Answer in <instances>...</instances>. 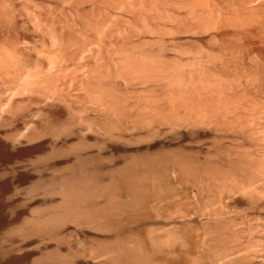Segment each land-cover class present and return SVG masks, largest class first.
Returning a JSON list of instances; mask_svg holds the SVG:
<instances>
[{
  "label": "rangeland",
  "instance_id": "obj_1",
  "mask_svg": "<svg viewBox=\"0 0 264 264\" xmlns=\"http://www.w3.org/2000/svg\"><path fill=\"white\" fill-rule=\"evenodd\" d=\"M90 1L89 0H87V1L86 0H82V1L81 0H32V1L31 0L30 1L29 0H0V3H1L0 4V22H1L0 23V252H1L0 253V264H35V263L36 264L37 263L38 264H49V263L50 264H105L106 262H107L106 264H108L110 262H112L113 264H117L118 261L120 262L118 264H139V263L140 264H142V263L143 264H181L182 262H183V264H186V263H188V261L191 263L193 261V264H197V263L201 264V262H202V264H236V263L237 264H242V263L243 264H246V263L247 264H264V248H263L264 247V219H263L264 218V207H263L264 200L261 199V198H264V194H263L264 193V191H263L264 190V182H263L264 181V173H263L264 171L262 172V170H264V163H262V161L264 162V159H263L264 158V142H263L264 141V83H263L264 82V71H263V68H264V46H263L264 45V39H263L264 33L261 31V29H259V26L257 25L258 19L255 20V18L248 13L249 11L247 9V5H246L245 1H243V0H224V1L223 0H218V1L217 0H208V1L207 0H190V1L184 0V2L181 0H164V1L163 0H141V1L140 0H131L130 3H129L130 0H92L91 2ZM107 1H109V2L107 3ZM136 1H137V3H136ZM230 1H232V2H230ZM174 2H175V4H174ZM211 2L212 3L214 2V4H216V5L212 4ZM239 2H240V6L238 4ZM26 3H28V4H26ZM112 3L114 5H112ZM167 3H168V5L169 4L170 5L168 6ZM224 3H227L230 6H228L227 4H224ZM103 4L105 7L103 6ZM220 4H222V6ZM231 4H234V5H231ZM151 5H152V7H151ZM207 5H209L210 7ZM217 5H219V7H216ZM212 6H215V7H212ZM227 6H228V8H227ZM156 7H158V10H154V8L156 9ZM186 7L188 9H185ZM205 7L210 9L209 12H208V9H206ZM240 7H241V9H240ZM16 8H17V10H16ZM29 8H31V9L29 10ZM128 8H130V10ZM215 8H216V10H215ZM217 8H220L221 10L217 9ZM223 8L227 9L228 12H227V10L225 11ZM35 9H36V11H35ZM102 9H104L105 11H103ZM192 9L196 12H194ZM222 10H223V12H222ZM231 10H233L234 12ZM134 11H135V13H134ZM243 11H245V12H243ZM68 12H69V14H68ZM88 12H90V13H88ZM150 12H151V14H150ZM6 13H8V15ZM140 13H141V15H140ZM163 13H164V15H163ZM166 13H167V15H166ZM197 13L200 15L195 17V15H197ZM210 13L212 14V16L210 15ZM214 14L217 16H215ZM30 15H32V16H30ZM139 15H140V17H139ZM188 15H189V18H187ZM236 15H238V16L236 17ZM248 15L250 18L248 17ZM167 16H168V18L170 17L169 20H171V21H169L168 18H166ZM182 16L184 17V19H182ZM206 16H208V17L210 16L209 20H208V18H204ZM85 17H86V19H85ZM90 17H91V19H90ZM150 17H152V18H150ZM227 17H229V18H227ZM25 18H26V20H25ZM41 18H42V20H41ZM192 18H194L195 20ZM198 18L199 19L204 18V19L200 20L203 24L198 23L199 22ZM232 18L234 21H232ZM237 18L241 19V20H238ZM76 19H78V20H76ZM83 19H85V20L83 21ZM196 19H197V21H196ZM215 19L219 20L220 22L218 23V21ZM223 19L224 20L227 19V21L231 20L230 22L232 23V25H230L231 24L230 22H226V20L223 21ZM242 19L243 20L246 19L247 22L245 20L246 23L242 24L241 22H244ZM248 19H249V22H248ZM94 20H95V22H94ZM159 20L161 22H158ZM189 20H190V22H189ZM192 20L195 22H192ZM235 20H236V22H235ZM84 22L86 23V25ZM250 22H252V24ZM205 23H206V25H205ZM214 23H216V24H214ZM228 23H230V24L228 25ZM36 24H37V26H36ZM145 24H147V25H145ZM217 24L219 26L215 28V26ZM233 24H234V26L237 25V29H236V26L233 27ZM241 24H242V27L239 28L238 26H240ZM254 24H256V25H254ZM40 25L42 27H40ZM186 25H188V27H186ZM226 25H228L229 28L226 27ZM124 26H125V28H124ZM130 26H131V28H130ZM206 26L209 28H207ZM244 26H246V27H244ZM73 27H74V29H72ZM141 27H143L144 29ZM168 27L170 28V30ZM199 27H200V29H199ZM212 27L214 28V30ZM136 28H137V30H136ZM152 28L154 30L155 29L156 30L154 31ZM175 28H177V30ZM192 28H194V29H192ZM204 28L209 29V30L206 31V29L204 30ZM52 29H53V31H52ZM164 29H166V30H164ZM182 29H184V30L182 31ZM215 29H216V33H215ZM255 29H256V31H255ZM70 30H72V31H70ZM198 30L200 31L199 33H198ZM136 31H137V34H136ZM150 31H152L154 33L150 32ZM188 31H190V32H188ZM202 31H203V34H202ZM259 31H261V32L259 33ZM57 32L59 34V37H61L59 39L57 37L58 36ZM245 32H247V33H245ZM49 33L51 34L50 36H49ZM76 33L79 35H77ZM82 33H84V34H82ZM100 33H102L101 34L102 36L100 35ZM179 33H182V34H179ZM183 33H184V35H183ZM261 33H263V34H261ZM43 35L45 38L43 37ZM211 35H212L213 39L211 38ZM222 35H223V37H222ZM234 35H236V36L234 37ZM167 36H169V37H167ZM259 36H261V37H259ZM209 37L211 40L209 39ZM234 38H235V40H234ZM54 39H56V40H54ZM61 39L63 40V42H61ZM74 39L75 40L77 39V40L74 41ZM39 40L42 42V44ZM50 40H53L56 42L55 43L53 42L54 43L53 44V43H51L52 41H50ZM58 40H59V42H58ZM94 40H95V42H94ZM222 40H224L225 42ZM65 41H66V44H64ZM119 41H121V43ZM157 41L159 43H157ZM166 41H168L169 44ZM195 41H198L199 43L195 42ZM58 43L64 44L63 46L66 49L63 47L62 50H64V51L67 50L66 51L67 53L59 50V48H61L62 45L58 44ZM72 43H74V44H72ZM172 43H174L175 45ZM195 43H197V44H195ZM222 43H223V45H221ZM49 44H51V46ZM110 44H111V46H110ZM119 44H121V45H119ZM193 44H194V46H193ZM215 44H217V46ZM60 45H61V47H59ZM127 45H128V47H127ZM145 46H147V47H145ZM159 46H161V48ZM182 46H183V48H182ZM197 46L198 47L200 46V47L198 48ZM239 47L240 48L242 47V48L240 49ZM36 48L38 49L39 52L37 51ZM48 48H50L51 51ZM56 48H58V49H56ZM68 48L70 49L69 51H68ZM170 48H173V49L170 50ZM221 48H223V50ZM163 49H165V50H163ZM174 49H176V50H174ZM76 50H77V52H76ZM98 50H99V52L96 53ZM103 50H105L107 52H104ZM172 50H174V51H172ZM208 50H210V51H208ZM213 50H214V52H213ZM232 50L234 51V54L232 53L233 52ZM88 51H90V52L88 53ZM93 51H94V53H96V55L93 53ZM149 51H150V53H148ZM194 51H196V52H194ZM217 51H218V53H217ZM61 52H63V53H61ZM166 52H168V53H166ZM180 52L184 55H181ZM198 52H200L199 55H198ZM209 52H210V54H209ZM206 53H207V56H206ZM211 53H213V55ZM214 53H215V55H214ZM224 53L227 55H225ZM50 54H51V56H50ZM71 54H72V56H71ZM77 54H78V56H77ZM35 55H39V56L35 57ZM59 55H61V56H59ZM209 55L214 56L216 59L213 58L212 56H209ZM220 55L222 56V58L220 57ZM259 55H260V57H259ZM49 56L51 57V60H52V58L54 60L56 58H59L60 61L58 59L57 64L55 65L56 62L52 60L53 61V64H52V62L49 59L50 58ZM55 56H58V57H55ZM153 56L155 57V59ZM202 56H204V58ZM218 56H219V58H221L220 60L218 59ZM247 56H248V58H247ZM61 57L62 58L64 57L63 60ZM65 57H66V59H65ZM94 57H96V58H94ZM119 57H121V58L119 59ZM143 57H144V59H143ZM149 57L151 58L152 61L151 60L148 61L150 59ZM190 57H191V59H190ZM201 57H202V59H201ZM205 57L206 58L208 57V58L205 59ZM1 58L3 59V61ZM7 58H8V60H7ZM126 58H127V61L124 60ZM145 58H147L148 60H146ZM232 58H233V60H230ZM252 58H253V60L251 61ZM97 59H99V60H97ZM169 59H170V61H169ZM183 59H185V61H183ZM222 59H225V60H222ZM48 60L51 63L48 62ZM61 60H62V62H61ZM142 60H143V62L141 63ZM163 60H165V61H163ZM202 60H204L206 62V64H203L205 62ZM213 60H215V63H213ZM229 60H230V62H229ZM238 60H240V62H237ZM9 61H11V62H9ZM17 61H19V62H17ZM145 61L146 62L148 61L149 63L148 62L146 63ZM156 61H158V62H156ZM173 61H176V62H173ZM191 61L194 63H192ZM196 61L197 62L199 61V62L197 63ZM201 61H202V63H201ZM60 62H61V64L59 65ZM134 62H137V63H134ZM184 62L186 63V65ZM216 62H217V64H216ZM218 62H220V63L218 64ZM224 62H226V63H224ZM4 63L8 64V65L5 66ZM48 63L51 65H49ZM140 63H141V65H140ZM152 63H153V65H152ZM207 63H208V65L214 64V66L212 65L213 68L211 67V65L209 68ZM230 63H231V65H230ZM232 63H234V64H232ZM237 63H239V64H237ZM16 64H18V65H16ZM126 64L127 65L129 64V65L127 66ZM134 64L137 66L135 73H134V71L128 72L127 70H129V68H130L129 66L134 65ZM147 64L149 66L150 65L151 66L148 67ZM192 64H193L194 68L191 67ZM215 64L217 65V67H215ZM94 65L95 66L98 65V66L95 67ZM108 65H109V68H108ZM179 65H181V66H179ZM187 65H188L189 69L187 68ZM196 65L199 66L198 67L199 70H198ZM234 65L236 67H233ZM254 65H256L257 67L256 66L254 67ZM259 65L261 68L259 67ZM114 66L116 67V70L113 69ZM125 66H126V68H125ZM174 66H175V68H174ZM205 66H206V68H205ZM97 67L99 69H97ZM122 67L125 68L126 70H123ZM145 67L149 68V70L144 69ZM154 67L156 68V70ZM163 67H164V69H163ZM190 67L192 68V71H191ZM45 68H46V70H45ZM94 68H95V70L97 69L96 72H95ZM117 68H118V70H117ZM120 68L124 72V73H122L123 76L121 74L122 71H120ZM171 68H172V70H170ZM214 68H217L216 71ZM228 68H230V69L227 72ZM236 68H238V69H236ZM251 68H253V69H251ZM178 69H179V71H178ZM206 69H208V71ZM223 69L225 70V72ZM247 69H249V70L247 71ZM258 69H259V71H258ZM38 70H39V72H38ZM143 70H144L143 75L145 76V72H146V76L149 75L148 77H146V76H145V78H144V76L141 77L142 74L140 75V73H142L141 71H143ZM162 70H163V72H161ZM173 70L174 71L176 70L175 73H177V74H175ZM195 70H196V73L198 72L200 74L193 73L192 75H190L191 76L190 77L189 74H191L192 72H195ZM18 71H19V73H18ZM101 71H102V73H101ZM185 71H187L189 73H187ZM221 71H222V73H221ZM229 71H232V72H229ZM233 71L238 72V74L233 72ZM246 71L249 72V74L250 73L251 74L249 75ZM29 72H30V74H29ZM51 72H52V74H51ZM118 72H120V76H119V74H117ZM147 72H149V73H147ZM184 72L189 77H187L186 74H184ZM202 72H204L205 74ZM168 73H169V76L167 77ZM226 73H228V75ZM233 73H235V74H233ZM252 73L253 74L255 73L256 75L255 74L253 75ZM98 74L100 77L99 79H97ZM151 74H153V75H151ZM162 74L164 75V77ZM202 74L204 77L202 76L200 78L199 76H201ZM210 74H212L213 76L212 75L210 76ZM219 74H220V76H219ZM12 75H13V77H12ZM49 75H50V77H49ZM108 75H110V76H108ZM138 75H140V76L138 77ZM160 75H162V76H160ZM177 75H179V76H177ZM206 75H208V76H206ZM232 75L233 76L235 75V77H233ZM134 76H135L136 80H134L135 79V78H133ZM185 76H186V79H184ZM227 76H228V78H227ZM21 77H22V79H21ZM107 77H109V78H107ZM117 77H119V79H117ZM121 77H123V78H121ZM150 77L153 79H151ZM176 77L178 79H176ZM120 78H121V80H120ZM171 78H172V80H171ZM190 78H192V79H190ZM210 78H212V79H210ZM219 78H221L220 79L221 81L219 80ZM222 78H223V80H222ZM150 79H151V81H150ZM196 79H198V80H196ZM199 79H200V81H199ZM127 80H128V82H127ZM184 80H186V81H184ZM191 80H193L192 83H191ZM194 80H196V81H194ZM209 80H210V83H209ZM211 80H212V83H211ZM224 80H225V82L227 81L226 84H225V82H223ZM249 80L251 83H249ZM162 81H164V82H162ZM172 81H174V83ZM178 81L179 82L182 81L181 82L182 85H180V83ZM201 81H203L202 85H201ZM42 82L44 83L43 84L44 86L41 85ZM111 82H112V84H110ZM157 82H159V83H157ZM168 82H169V84H168ZM170 82L173 84H171ZM187 82H189V83H187ZM228 82H229V84L230 83L231 84L229 85ZM143 83L145 85H143ZM164 83H165V85H164ZM183 83H185V84H183ZM194 83H196V84L198 83L199 85H201V87L198 84L196 85ZM239 83H240V85H239ZM94 84H95V86H94ZM189 84H191V85H189ZM206 84H211V85L207 86ZM223 84H225V85H223ZM232 84H233V86H232ZM185 85H187L188 87L186 86V88H185ZM35 86H37V87H35ZM99 86H101V87H99ZM166 86H170V87L167 88ZM177 86L178 87L184 86V88L181 87L182 89L181 88L178 89V88H176ZM192 86H194V87H192ZM214 86L216 88L219 87L220 89L218 88V90H217ZM228 86H230L229 89H228ZM240 86H241V88H240ZM55 87H57V88H55ZM108 87H110V89L112 91H110V89ZM149 87H150V89H149ZM158 87L162 91H159ZM165 87L168 91H171V92L168 93L167 90H164ZM207 87H208V89H207ZM104 88H108V89L106 90ZM130 88H131V90H130ZM174 88L177 91L174 90ZM188 88H189V90L187 91ZM197 88L199 89V91H197L198 90ZM211 88L215 89V90H211ZM237 88L240 90H238ZM258 88H260V89H258ZM209 89L211 91H209ZM262 89H263V91H262ZM193 90H195V92L191 93V95H190V92H193ZM223 90H225V91H223ZM236 90H238V91L236 92ZM251 90H253V91L250 93ZM166 91H167V93H166ZM174 91L177 93H181L180 96L182 95V97H181L182 99H180L179 95L175 96V95H177V93H175ZM226 91H229V92H226ZM112 92H113V94L114 93L115 94L113 95ZM122 92H124V94ZM141 92L143 93L144 96L142 95ZM160 92L161 93L165 92V94L163 95ZM198 92H199V94H198ZM201 92L203 93L204 98H202L203 96L201 97V94H202ZM27 93H28V95H27ZM183 93H184L185 97H186V94L188 93L189 95L188 94L187 95L189 97L187 99H185V97L183 96ZM204 93H206L207 96L209 93L208 99L205 98L206 95ZM106 94H108L107 97H106ZM116 94H119V95L121 94L120 96H122L123 100H121L119 95H118V97H119V99H118ZM173 94H175V95H174L173 99H171ZM193 94H195V95H193ZM243 94H244V96H243ZM98 95L100 97H102L103 101L100 100L101 99L100 97H97ZM112 95H113V97H112ZM145 95H147V96H145ZM169 95H170V97H169ZM239 95H240V97H239ZM43 96L45 98H43ZM190 96H191V98H190ZM196 96L198 97V99H196L197 98ZM224 96L225 97L227 96V97L225 98ZM110 97H112V98H110ZM152 97H154V98H152ZM200 97L202 98L201 99L202 101L206 99V102L209 103V105H206L205 101H204L205 103L202 101H199ZM237 97L239 98V100H237L238 99ZM244 97H246V99ZM114 98L118 99L119 101L115 100ZM176 98H179L180 100L176 99ZM217 98H219V101ZM175 99L178 100L177 103H176V101H174ZM184 99H185V104L183 101ZM195 99L199 102H197ZM188 100H189V103H188ZM104 101H105V103H104ZM113 101H115V103H113ZM142 101H143V104H141ZM153 101H155L157 103L155 104V102H153ZM172 101H174V102H172ZM179 101H182V102H179ZM224 101L226 103L228 101L229 102L224 105V103H225ZM195 102H197L198 104L200 103V105H199L200 107L198 106L200 109L196 106L198 104H196ZM116 103H117V106H116ZM149 103L151 105L152 104L153 105L150 107ZM160 103L163 105H161ZM166 103L169 105H167ZM104 104H105V106H104ZM123 104L125 105V107L123 106ZM170 104H173V105H171V107H170ZM177 104H178L177 108L179 110L174 106V105L177 106ZM202 104H204L208 109L205 106H202ZM237 104H239V105H237ZM112 105H114V106H112ZM140 105H142V106H140ZM164 105L166 108L164 107ZM23 106H24V108H23ZM115 106L117 107V109ZM161 106L163 108H161ZM172 106H174V107H172ZM201 106H202V108H201ZM226 106H227V111H225ZM247 106H249L250 109ZM7 107L10 109L12 108V109L10 110ZM126 107H127V109H126ZM203 107H205V108H203ZM106 108H107V110H106ZM118 108H120V109L123 108V109L119 110ZM139 108H142V109H139ZM168 108H169V110L171 109L170 110L171 112H173V109L175 110L174 116H173L174 112L173 113L170 112V114H172V115L169 116L170 114H168L169 113ZM185 108L186 109L188 108V109L186 110ZM217 108H219V110L222 111V113H220L219 110L217 111ZM16 109L18 110V112ZM109 109H111V111ZM150 109H151L152 113L150 112ZM166 109L168 110L167 113L165 112ZM157 110L161 112L162 116ZM106 111H108V113ZM115 111L120 112V113L122 111V113L117 114V113H115ZM126 111H128V114ZM137 111L139 112V114ZM262 111H263V113H262ZM124 112H125V114H124ZM148 112H149V114H148ZM162 112H164V113H162ZM114 114H116V115H114ZM146 114H148V117ZM154 114H156L157 116ZM163 114L164 115L166 114V115L164 116ZM209 114L210 115L214 114V115H211V117H209L210 116ZM240 114H243V115H240ZM107 115H109L110 117ZM113 115L115 118L113 117ZM121 115H123V116H121ZM184 115H186V116H184ZM245 115H247V118ZM143 116H146V120H148L147 123H150L151 125L150 124L147 125L146 122H143L145 120V117H143ZM191 116L192 117L194 116V117L190 118ZM120 117L123 119V120L121 119L122 122L120 120H118V119H120ZM129 117H130V119H129ZM235 117L237 120L239 119L238 120L239 123L237 120H235ZM111 118L114 119V121L111 122V120H112ZM160 118L163 119V121L160 120ZM180 118H181V120H180ZM186 118H187V120H186ZM216 118H218L217 119L218 122L220 120L219 123L216 121ZM251 118H252V121H251ZM258 118H260V119H258ZM93 119H94V121H93ZM106 120L108 122H106ZM149 120H151L152 122ZM153 120H154V122H153ZM221 120H223V121H221ZM240 120H242V121L240 122ZM104 121H105V124H104ZM116 121L118 122L119 126H118ZM133 121H135V122L133 123ZM193 121H195V122H193ZM244 121H246V122L244 123ZM119 122H121V123H119ZM137 122L138 123L141 122V123L138 124ZM155 122H158L156 124V126H154ZM163 122H164V126L161 125V123L163 124ZM184 122H186V123H184ZM196 122H198V123H196ZM202 122H203V124H201ZM225 122L228 123V125ZM171 123H172V126L171 125L167 126V124H171ZM178 123H179V125H178ZM195 123L198 125L200 124V125L198 126ZM249 123L252 125H250ZM100 124H101V126H100ZM108 124L109 125L111 124L112 126L113 125L114 126L112 127L111 125L109 126ZM175 124H176V127H175ZM183 124H185V125H183ZM207 125L209 127L205 128L204 126L207 127ZM246 125H248V126H246ZM107 126H109V127L107 128ZM162 126H163V128H162ZM173 126H174V128H173ZM195 126H196V128H195ZM202 127H203V129H202ZM214 127H215V129H214ZM255 127H256V129H255ZM176 129L177 130L180 129V130L177 131ZM126 131L127 132L130 131V132L127 133ZM237 131H238V133H237ZM149 132H150V134H149ZM251 132H253V133H251ZM256 132H258V133H256ZM244 134H245V136H243ZM249 134H251V135H249ZM240 135H241V137H240ZM112 137H113V139H112ZM130 137H134V138H130ZM119 138H120V140H119ZM157 138H159V139H157ZM127 139H128V141H127ZM139 139L143 144L139 141ZM215 140H216V143H215ZM261 140H262V142H261ZM197 141H198V143H197ZM250 142H252V143H250ZM217 143H218V145H217ZM214 145H216V146H214ZM170 147L172 148V150ZM176 147L177 148L179 147V149H176ZM231 147H233V149ZM237 148H239V149H237ZM229 149L232 151H230ZM161 150H163L162 153H161ZM227 150H229V151H227ZM239 150H241V151H239ZM255 150H256V153H255ZM154 151L159 153V154L155 153ZM174 151H176V152H174ZM217 152H219V153H217ZM229 152H230V154H229ZM235 152L238 154L236 155ZM243 152L246 153V155ZM160 153H161V155H160ZM167 153H168V155H167ZM183 153H186L185 156ZM193 153H194V155H193ZM210 153L212 155H210ZM260 153H261V155H260ZM204 154L206 157L204 156ZM233 154H235V155H233ZM152 155L158 156V159L160 157L159 165H158V161L154 162L157 158L155 160L152 159V160H154L153 161L154 165L151 162L152 168H147L146 170L144 169L146 171L145 172L142 169V167L146 168V167H151V166H147L145 163H143L142 159L145 162L146 160H144V159L147 156H150V158H153V157L155 158V156H152ZM164 155H167L165 157H167L168 159L165 158ZM179 155H181L182 157ZM201 155H203V157ZM161 156H162V158H161ZM173 156H176V157H173ZM237 156H239V157H237ZM178 157H180L181 161L179 160ZM207 157L211 158V160ZM247 157H248V159H247ZM250 157H252L253 159ZM176 158H178V159H176ZM238 158L242 159V161L239 160ZM76 159L79 161H77ZM84 159H85V161H84ZM128 159H129V161H128ZM146 159H149V158L147 157ZM173 159H175V161ZM192 159H194L195 161ZM206 159H207V161H206ZM228 159L231 161H229ZM131 160H134L135 162L134 161L131 162ZM138 160L141 161V163H143L145 165L143 166V164H138V163H140ZM176 160H178V161H176ZM197 160H199V161H197ZM223 160H224V163H223ZM243 160H245V161H243ZM249 160H251L252 162ZM258 160L261 161V163H259ZM82 161H84L86 164ZM136 161H137V163H136ZM239 161H240V163H239ZM257 161H258V163H257ZM88 162H89V164H88ZM163 162H166V163H163ZM180 162L183 163V164H181V167H180ZM197 162H198V164H197ZM214 162H216V163H214ZM217 162H219V163H217ZM225 162H227V163L229 162L228 165ZM243 162H244V164H243ZM82 163H83V166H82ZM126 163L128 166L126 165ZM200 163H202V164H200ZM220 163L221 164L223 163L222 166H224L225 168H223ZM235 163H237V164H235ZM160 164L161 165L165 164V165L161 167ZM178 164H179V166H178ZM131 165H133L132 170H131ZM155 165L157 166L158 170L155 169L156 168ZM167 165H168V167H167ZM172 165H174V166H172ZM182 165H184L185 167H182ZM257 165L260 166V168ZM78 166L82 167V168H79ZM159 166H160V168H159ZM177 166L181 169H179ZM188 166H192V167H188ZM212 166H214V167L216 166L217 168H219L220 170L222 169V170L220 171L218 169L220 171V172H218L217 168L215 167V169L217 170L216 171ZM219 166H221V167H219ZM228 166L230 168H232V170L230 168H228ZM237 166H238V168H237ZM113 167H114V169H116V167L119 168V171H118V169L114 170ZM186 167H187V169H184ZM199 167H202V168L200 169ZM204 167H206V168H204ZM209 167H212L213 169L209 168ZM176 168H178V170ZM197 168L199 170H202V171L198 172L199 170H197ZM95 169H96V171H94ZM112 169L114 171H111ZM124 169L125 170L127 169V172L125 171L126 173H128L130 171L132 174L134 173L133 177H132L131 173H128L129 176L131 175L132 179L134 178V175H135V179L132 180V182H135L133 184L134 187L138 186V188H140L141 185H142V187L145 186L144 192H145V188L148 191V192L147 191L145 192V196L147 198L144 197V195H143V200L140 201V200H138V199H140L139 196H138L139 198L134 197L137 195L133 194V197H134L133 198V197H131L130 194H128L127 192H124L125 183H124V185H123V183H120L121 181H123V178L121 179V177H122L121 175H122ZM203 169H204V171H203ZM209 169L215 170L216 172L209 170ZM225 169H226V171H228V174L226 171H223ZM255 169L259 170V171H255ZM260 169H262V170H260ZM142 170H143V172H142ZM165 170H167L168 172ZM180 170H184L185 174L183 171L180 172ZM248 170H249V173H248ZM81 171H83V172H81ZM148 171L149 172L154 171V172L148 173ZM210 171H211V174H210ZM231 171H233V172H231ZM260 171L262 173H260ZM90 172H91L90 175H92V173L95 172L92 176H94V175L96 176V177L94 176V179L96 181V185L98 184V186H95L94 190L96 189L95 191L97 192L98 195L94 191L91 194V196H89V199H87L88 201H86V202H88V203L86 204L85 202H83V206H84V204L86 205V207L88 205L90 206V207L88 206V209L90 208L91 216L92 217L94 216L93 219L95 218L94 221L93 220L92 221L88 220L89 222L88 221H84V222L83 221H75L74 222L73 220L64 221L63 224L60 223L61 225L59 223L57 224L59 229H57V226H56L55 229H52L54 232L52 230H49L51 232L47 231V233H46V230H48L47 228H46V230H45V228L44 229L42 228L43 226L41 228L40 227L38 228L37 222H35V221L41 220L40 219L41 215L44 214L43 216H45V215L50 214L51 211L53 212V211L57 210V207H58L57 205H59V203L61 201V190L60 189L62 187V181L64 179H66L64 177H69L71 175L79 176V174L82 175V173L84 175H87ZM102 172H103V174H101ZM158 172L162 176L159 175ZM172 172L175 174H173ZM188 172H189V174L190 173L191 174L189 175ZM197 172H198V174H197ZM212 172L217 173V175L221 179L218 178L217 175L215 176V174H214V176H212V174H213ZM229 172H231V173H229ZM118 173H121V175H119ZM146 173L150 174V175H147ZM206 173L208 174L209 177L207 176ZM219 173L222 175H219ZM144 174H145V176H144ZM179 174L181 175V177ZM204 174H205V176H204ZM252 174H255V175L253 176ZM163 175L164 176L166 175V178ZM170 175H172V176H170ZM173 175H175V176L173 177ZM227 175H229L230 179H232V180H229V177ZM232 175H234V176H232ZM143 176H144V179L146 181L143 179ZM148 176H150V177H148ZM158 176H159V178H158ZM191 176L194 178V181L192 180L193 178H191ZM200 176H201V178H200ZM109 177L112 180H110ZM117 177H120V178H117ZM139 177L140 178L142 177V178L140 179ZM182 177H184V178H182ZM211 177H212V179H211ZM260 177L262 179H259ZM151 178L152 179L154 178L153 181ZM161 178H162V180H161ZM206 178H207V180L209 179L210 182H209V180L207 181ZM216 179H218V181L220 183L216 182L217 181ZM236 179H238V180H236ZM108 180L111 182L114 180L112 183L115 185V187L112 183H110V184H112V186L114 187V189H116L117 192L113 189V187L110 186V184L107 187ZM165 180H167V181H165ZM172 180H173V182H172ZM136 181H137V184L138 183H141V184L136 185ZM160 181H161V183H163L162 185H161ZM205 181L208 184L205 183ZM233 181H234L235 185H238L237 186L238 189H237V187H235ZM239 181H241V182H239ZM257 181L259 184L257 183ZM132 182H131V184H132ZM155 182L159 183L158 186L161 189L163 188L165 190L162 189L163 190L162 191L159 187H158L159 188V190H158V188H156L157 184L154 185ZM151 183L153 184V186ZM164 183L166 185L168 184V187ZM202 183H204V184H202ZM99 184L100 185L102 184V186H100ZM247 184L250 185V187H248ZM254 184H258V185H255L256 187L254 188ZM182 185H183V187H182ZM191 185H193V186H191ZM204 185H205V187H204ZM222 185H223V187H222ZM231 185H233V186H231ZM241 185L242 186L244 185V186L242 187ZM252 186L255 189L254 192H252V190H253V188L251 189ZM109 187H110V189H109ZM149 187H150V189H147ZM165 187L168 189H166ZM218 187H219V189H216ZM226 187H227V189H226ZM245 187H246V190H245ZM103 188H104V190H103ZM222 188L223 189L225 188V189L222 190ZM240 188L244 189L245 192L243 190H242V192H240L241 191ZM98 189L100 191L101 190L102 191L100 192V191H98ZM152 189L153 190L155 189L156 192L153 191ZM170 189L172 190L173 193L170 191ZM197 189H199V190H197ZM228 189H229V191H228ZM247 189L248 190L251 189V190L248 191ZM111 190L114 192H112ZM231 190L232 191L234 190V191L230 192ZM236 190L237 191L240 190V191L237 193ZM150 191L152 192V194H150L151 193ZM158 191L161 192L160 195H159ZM216 191H217L219 196L217 195ZM246 191L251 193V194L249 195V193H247ZM105 192H107V193H105ZM163 192L165 193L164 195H162ZM100 193H102V195H100ZM146 193L148 194V196ZM174 193H175V195H174ZM227 193H228V196H227ZM232 193L233 194L235 193L237 195L234 194V196H235L234 197V196H232L233 195ZM259 193L261 196L257 197L256 195H258ZM105 194H107V195H105ZM200 194H202V195H200ZM220 194H221V196H220ZM242 194H244V196ZM157 195H159V197ZM246 195L248 198L246 197ZM241 196H243V197H241ZM125 197H127V198H125ZM151 197L154 198L155 201ZM216 197H218L219 199L218 198L216 199ZM132 198L137 199V201L133 202ZM108 199L109 200L111 199V202ZM112 199L115 201H113ZM119 200H121V202ZM211 203H213L215 206L213 204L211 205ZM240 204H241V206H240ZM111 205H112V207H111ZM115 205H116V207H114ZM106 206H107V210H106ZM133 206L134 207L136 206V208H134ZM251 206H253V207H251ZM113 207H114L115 211L112 210ZM142 207H144V208H142ZM260 207L263 209H261ZM98 208L101 209L100 210L101 213H100ZM108 209H110L111 211ZM130 209H132V211ZM243 209H244V211H243ZM42 211H44V212H42ZM103 211L106 213V215ZM142 211L144 213H142ZM128 212L130 213V215ZM110 213H112V214H110ZM103 214H104V216H103ZM131 216H132V218H131ZM92 217H91V219H92ZM98 217H100V218H98ZM105 217L106 218L108 217V219H106ZM103 218H105V219L103 220ZM110 219H111V221H110ZM129 220H131V221H129ZM100 221H102V222L100 223ZM219 221H220V223H219ZM101 224H103V225L101 226ZM35 227H37V228H35ZM15 228H17V229H15ZM20 228H22V230ZM9 230H11V231H9ZM251 230H252V232H250ZM7 231H9V233ZM23 231H24V233H23ZM14 232H16V233H14ZM181 232H184V233H181ZM50 233H52V235ZM237 234H239V235H237ZM245 235H246V238H245ZM258 235H260V236H258ZM172 236H173V238H172ZM187 236L189 237V239ZM215 236L217 238H215ZM122 237L123 238L125 237L124 238L125 240ZM175 237H176V239H175ZM177 237H179V238H177ZM213 237H214V239L211 240V238H213ZM227 237H230V238L227 239ZM233 237L236 238V242H235V239H231ZM222 238H224V239L222 240ZM225 238L228 240L227 242L225 241L226 240ZM114 239H115V241H114ZM119 239H122V240L119 241ZM183 239H184V241H183ZM100 240H101V242H100ZM110 240H112V241H110ZM170 240H173V241H170ZM220 240L222 243L219 242ZM238 240H239V242H238ZM106 241L109 242V244L105 245L107 243ZM168 241H169V243H168ZM174 241L177 244L173 243ZM192 241H194V242H192ZM232 241H234V242H232ZM97 242H98V244H96ZM99 242L100 243L103 242L104 245H103V243L100 244ZM111 242L112 243L114 242L113 244H115V245H113ZM180 242H182L183 246ZM183 242H185V245ZM208 242H209V244H208ZM242 242H243V244H242ZM179 243L181 244V246L178 245ZM138 244H139V246H138ZM216 244H218V245H216ZM225 244L227 247L225 246ZM209 245L212 247H210ZM229 245H231V246H229ZM84 247H85V249H84ZM113 247H115V248H113ZM133 247H135V248H133ZM138 247H139V250H138L139 252L137 251ZM187 247H189V248L187 249ZM215 247H216V249H215ZM219 247H220V250H219ZM237 247H239V248H237ZM105 248H107V249L105 250ZM180 248H181V251H180ZM183 248H186L187 250L183 249ZM229 248H231V249H229ZM111 249H112V251H111ZM126 249H127V251H130V252L134 251L133 252L134 254H138V255L141 254L140 256L143 260L139 261L137 259L136 261H133L134 258L136 259V257L132 256L133 259L130 261V259L132 258L131 256L128 255L129 257H131L130 259H128L129 257L127 255H123L124 253L127 252V251H125ZM146 249H147V251H146ZM224 249L226 252H223ZM226 249H228V250H226ZM239 249L240 250L243 249V250L240 251ZM94 250H95V252L97 250V252L96 253L93 252ZM99 250H100V252L102 251L103 253L101 252L102 254H100ZM122 250L124 251V253ZM135 250L137 253L135 252ZM46 251H48V252H46ZM120 251H122V253ZM218 251H221V252H218ZM261 251H262V253H261ZM52 252H53V254H52ZM118 252H120V254H118ZM144 252L146 254H144ZM170 252H172V255L174 257L171 256ZM243 252H245V253H243ZM92 253H93V255H92ZM113 253H115V255ZM149 253L150 254L152 253V254L150 255ZM179 253H181V255ZM183 253H185L186 256H188L186 258V260H187L186 263H185L186 260L184 258L186 256H183ZM217 253L219 255H217ZM111 254H113L114 256ZM147 254H148V256H146ZM174 254L176 255V258H175ZM188 254H190V255H188ZM213 254H215L216 256ZM51 255H52V257H51ZM60 255H61V257H60ZM65 255H66V257H65ZM117 255H119V256H117ZM158 255L160 256V258ZM154 256H156L157 258ZM197 256H198V258H197ZM40 257H41V259H38ZM63 257H65V259ZM67 257H69V258H67ZM114 257H115L116 261H115ZM48 258H49V261L51 259L50 262H48ZM52 258H54V259H52ZM106 258L108 259L107 261H106ZM145 258H146V260H144ZM182 258L184 261L182 260ZM190 258H191V260H190ZM110 259H112L114 262L111 261ZM121 259H122V261H121ZM160 259H162V260H160ZM38 260H40V261H38ZM52 260H54V261H52ZM165 260H167V261H165ZM236 260H238V261H236ZM246 260H247V262H246ZM36 261H38V262H36ZM103 261H105V262H103ZM146 261H148V263ZM137 262H139V263H137ZM191 263H189V264H191Z\"/></svg>",
  "mask_w": 264,
  "mask_h": 264
},
{
  "label": "bare ground",
  "instance_id": "obj_2",
  "mask_svg": "<svg viewBox=\"0 0 264 264\" xmlns=\"http://www.w3.org/2000/svg\"><path fill=\"white\" fill-rule=\"evenodd\" d=\"M29 1H30V0H29ZM31 1H32V0H31ZM81 1H82V0H81ZM86 1H87V0H86ZM89 1H90V0H89ZM91 1H92V0H91ZM91 1H90V2H91ZM140 1H141V0H140ZM163 1H164V0H163ZM181 1L184 2V0H181ZM187 1H188V0H187ZM187 1H186V2H187ZM189 1H190V0H189ZM207 1H208V0H207ZM217 1H218V0H217ZM223 1H224V0H223ZM243 1H245L246 5H247V9H248V11H249L248 13H249L250 15H252V16L255 18V20L258 19V23H257V25L259 26V29H261V31L264 33V0H243ZM2 2H3V1H2ZM60 2H61V1H60ZM83 2H84V1H83ZM96 2H97V1H96ZM108 2H109V1H107V3H108ZM112 2H113V1H112ZM130 2H131V0L129 1V3H130ZM150 2H151V1H150ZM165 2H166V1H165ZM215 2H216V1H215ZM230 2H232V1H230ZM230 2H229V3H230ZM234 2H235V1H234ZM237 2H238V1H237ZM237 2H236V3H237ZM241 2H242V1H241ZM61 3H62V2H61ZM86 3H87V2H86ZM116 3H117V2H116ZM136 3H137V1H136ZM138 3H139V2H138ZM180 3H181V2H180ZM194 3H195V2H194ZM207 3H208V2H207ZM211 3H212V2H211ZM216 3H217V2H216ZM0 4H1V3H0ZM12 4H13V3H12ZM21 4H22V3H21ZM26 4H28V3H26ZM65 4H66V3H65ZM74 4H75V3H74ZM100 4H101V3H100ZM133 4H134V3H133ZM157 4H158V3H157ZM162 4H163V3H162ZM162 4H161V5H162ZM174 4H175V2H174ZM203 4H204V3H203ZM212 4H214V2H213ZM217 4H218V3H217ZM222 4H223V3H222ZM222 4H220V5L222 6ZM224 4H227V3H224ZM238 4H239V6H240V2H239ZM243 4H244V3H243ZM5 5H6V4H5ZM22 5H23V4H22ZM34 5H35V4H34ZM45 5H46V4H45ZM107 5H108V4H107ZM112 5H114V4L112 3ZM152 5H153V4H152ZM152 5H151V7H152ZM167 5H168V3H167ZM167 5H166V6H167ZM169 5H170V4H169ZM169 5H168V6H169ZM176 5H177V4H176ZM183 5H184V4H183ZM186 5H187V4H186ZM188 5H189V4H188ZM214 5H216V4H214ZM227 5H228V4H227ZM231 5H234V4H231ZM20 6H21V5H20ZM57 6H58V5H57ZM94 6H95V5H94ZM103 6H104V4H103ZM129 6H130V5H129ZM131 6H132V5H131ZM139 6H140V5H139ZM155 6H156V5H155ZM159 6H160V5H159ZM184 6H185V5H184ZM200 6H201V5H200ZM207 6H209V5H207ZM228 6H230V5H228ZM228 6H227V8H228ZM239 6H238V7H239ZM30 7H31V6H30ZM91 7H92V6H91ZM104 7H105V6H104ZM160 7H161V6H160ZM172 7H173V6H172ZM179 7H180V6H179ZM181 7H182V6H181ZM209 7H210V6H209ZM212 7H215V6H212ZM216 7H219V5H217ZM231 7H232V6H231ZM233 7H234V6H233ZM2 8H3V7H2ZM12 8H13V7H12ZM42 8H43V7H42ZM86 8H87V7H86ZM98 8H99V7H98ZM114 8H115V7H114ZM122 8H123V7H122ZM189 8H190V7H189ZM196 8H197V7H196ZM205 8H206V7H205ZM205 8H204V9H205ZM6 9H7V8H6ZM9 9H10V8H9ZM21 9H22V8H21ZM26 9H27V8H26ZM30 9H31V8H29V10H30ZM37 9H38V8H37ZM53 9H54V8H53ZM53 9H52V10H53ZM91 9H92V8H91ZM99 9H100V8H99ZM109 9H110V8H109ZM117 9H118V8H117ZM128 9L130 10V8H128ZM185 9H188V8L186 7ZM199 9H200V8H199ZM206 9H208V8H206ZM211 9H212V8H211ZM213 9H214V8H213ZM217 9H220V8H217ZM223 9H224V8H223ZM240 9H241V7H240ZM243 9H244V8H243ZM16 10H17V8H16ZM77 10H78V9H77ZM102 10L105 11L104 9H102ZM154 10H158V7H156V9L154 8ZM163 10H164V9H163ZM175 10H176V9H175ZM175 10H174V11H175ZM192 10H193V9H192ZM209 10H210V9H208V12H209ZM215 10H216V8H215ZM220 10H221V9H220ZM220 10H219V11H220ZM224 10L226 11L227 9H224ZM229 10H230V9H229ZM245 10H246V9H245ZM2 11H3V10H2ZM32 11H33V10H32ZM35 11H36V9H35ZM97 11H98V10H97ZM121 11H122V10H121ZM127 11H128V10H127ZM131 11H132V10H131ZM148 11H149V10H148ZM170 11H171V10H170ZM174 11H173V12H174ZM193 11H194V10H193ZM199 11H200V10H199ZM201 11H202V10H201ZM231 11H233V10H231ZM235 11H236V10H235ZM239 11H240V10H239ZM24 12H25V11H24ZM42 12H43V11H42ZM81 12H82V11H81ZM95 12H96V11H95ZM113 12H114V11H113ZM155 12H156V11H155ZM160 12H161V11H160ZM160 12H159V13H160ZM185 12H186V11H185ZM194 12H196V11H194ZM222 12H223V10H222ZM227 12H228V10H227ZM233 12H234V11H233ZM243 12H245V11H243ZM14 13H15V12H14ZM18 13H19V12H18ZM26 13H27V12H26ZM38 13H39V12H38ZM54 13H55V12H54ZM72 13H73V12H72ZM83 13H84V12H83ZM83 13H82V14H83ZM88 13H90V12H88ZM99 13H100V12H99ZM104 13H105V12H104ZM132 13H133V12H132ZM134 13H135V11H134ZM145 13H146V12H145ZM145 13H144V14H145ZM153 13H154V12H153ZM169 13H170V12H169ZM186 13H187V12H186ZM188 13H189V12H188ZM198 13H199V12H198ZM198 13H197V15H195V17H197L198 15H200V14H198ZM211 13H212V12H211ZM211 13H210V15L212 16L213 13H212V14H211ZM238 13H239V12H238ZM248 13H247V14H248ZM6 14L8 15V13H6ZM15 14H16V13H15ZM15 14H14V15H15ZM33 14H34V13H33ZM55 14H56V13H55ZM68 14H69V12H68ZM93 14H94V13H93ZM97 14H98V13H97ZM127 14H128V13H127ZM127 14H126V15H127ZM146 14H147V13H146ZM150 14H151V12H150ZM154 14H155V13H154ZM157 14H158V13H157ZM208 14H209V13H208ZM219 14H220V13H219ZM226 14H227V13H226ZM228 14H229V13H228ZM231 14H232V13H231ZM244 14H245V13H244ZM37 15H38V14H37ZM63 15H64V14H63ZM85 15H86V14H85ZM118 15H119V14H118ZM140 15H141V13H140ZM140 15H139V17H140ZM163 15H164V13H163ZM166 15H167V13H166ZM180 15H181V14H180ZM214 15H215V14H214ZM214 15H213V16H214ZM222 15H223V14H222ZM245 15H246V14H245ZM10 16H11V15H10ZM30 16H32V15H30ZM71 16H72V15H71ZM74 16H75V15H74ZM81 16H82V15H81ZM112 16H113V15H112ZM136 16H137V15H136ZM177 16H178V15H177ZM204 16H205V15H204ZM215 16H217V15H215ZM225 16H226V15H225ZM225 16H224V17H225ZM230 16H231V15H230ZM237 16H238V15H236V17H237ZM246 16H247V15H246ZM8 17H9V16H8ZM20 17H21V16H20ZM68 17H69V16H68ZM107 17H108V16H107ZM110 17H111V16H110ZM130 17H131V16H130ZM132 17H133V16H132ZM163 17H164V16H163ZM175 17H176V16H175ZM209 17H210V16H209ZM209 17L206 16V17H204V18H208V20H209ZM218 17H219V16H218ZM218 17H217V18H218ZM231 17H232V16H231ZM248 17H249V15H248ZM17 18H18V17H17ZM29 18H30V17H29ZM36 18H37V17H36ZM64 18H65V17H64ZM70 18H71V17H70ZM96 18H97V17H96ZM105 18H106V17H105ZM117 18H118V17H117ZM127 18H128V17H127ZM142 18H143V17H142ZM150 18H152V17H150ZM166 18H168V16H167ZM169 18H170V17H169ZM169 18H168V20H169ZM187 18H189V15H188ZM190 18H191V17H190ZM204 18H201V19H204ZM215 18H216V17H215ZM221 18H222V17H221ZM227 18H229V17H227ZM234 18H235V17H234ZM242 18H243V17H242ZM246 18H247V17H246ZM249 18H250V17H249ZM34 19H35V18H34ZM81 19H82V18H81ZM85 19H86V17H85ZM85 19H83V21H84ZM90 19H91V17H90ZM103 19H104V18H103ZM107 19H108V18H107ZM123 19H124V18H123ZM160 19H161V18H160ZM164 19H165V18H164ZM176 19H177V18H176ZM182 19H184L183 16H182ZM192 19H194V18H192ZM201 19L198 18V21H199L198 23H200V24L202 23V22L200 21ZM237 19H238V18H237ZM252 19H253V18H252ZM252 19H251V20H252ZM14 20H15V19H14ZM25 20H26V18H25ZM25 20H24V21H25ZM41 20H42V18H41ZM73 20H74V19H73ZM76 20H78V19H76ZM95 20H96V19H95ZM95 20H94V22H95ZM109 20H110V19H109ZM142 20H143V19H142ZM165 20H166V19H165ZM187 20H188V19H187ZM187 20H186V21H187ZM194 20H195V19H194ZM215 20H217V19H215ZM225 20H226V22H230V21H231V20L227 21V19H225ZM225 20L223 19V21H225ZM238 20H241V19H238ZM242 20H243V19H242ZM245 20H246V19H245ZM245 20H243L244 22H241V23H242V24H245V23L247 22V20H246V22H245ZM251 20H250V21H251ZM3 21H4V20H3ZM80 21H81V20H80ZM96 21H97V20H96ZM131 21H132V20H131ZM169 21H171V20H169ZM180 21H181V20H180ZM196 21H197V19H196ZM203 21H204V20H203ZM212 21H213V20H212ZM217 21H218V23L220 22L219 20H217ZM232 21H234L233 18H232ZM12 22H13V21H12ZM36 22H37V21H36ZM53 22H54V21H53ZM71 22H72V21H71ZM143 22H144V21H143ZM152 22H153V21H152ZM158 22H161V21L159 20ZM166 22H167V21H166ZM181 22H182V21H181ZM189 22H190V20H189ZM189 22H188V23H189ZM192 22H195V21L192 20ZM206 22H207V21H206ZM235 22H236V20H235ZM248 22H249V19H248ZM252 22H253V21H252ZM252 22H250V23L252 24ZM0 23H1V22H0ZM55 23H56V22H55ZM59 23H60V22H59ZM84 23H85V22H84ZM128 23H129V22H128ZM144 23H145V22H144ZM150 23H151V22H150ZM211 23H212V22H211ZM216 23H217V22H216ZM216 23H214V24H216ZM224 23H225V22H224ZM230 23H231V22H230ZM230 23H228V25H229ZM250 23H249V24H250ZM255 23H256V22H255ZM10 24H11V23H10ZM56 24H57V23H56ZM70 24H71V23H70ZM73 24H74V23H73ZM79 24H80V23H79ZM134 24H135V23H134ZM153 24H154V23H153ZM179 24H180V23H179ZM189 24H190V23H189ZM195 24H196V23H195ZM202 24H203V23H202ZM207 24H208V23H207ZM242 24H241L240 26H238V27L241 28V27H242ZM249 24H248V25H249ZM11 25H12V24H11ZM49 25H50V24H49ZM85 25H86V23H85ZM85 25H84V26H85ZM90 25H91V24H90ZM101 25H102V24H101ZM145 25H147V24H145ZM148 25H149V24H148ZM162 25H163V24H162ZM191 25H192V24H191ZM191 25H190V26H191ZM205 25H206V23H205ZM205 25H204V26H205ZM228 25H226V27L229 28ZM230 25H232V23H231ZM238 25H239V24H238ZM246 25H247V24H246ZM254 25H256V24H254ZM15 26H16V25H15ZM19 26H20V25H19ZM36 26H37V24H36ZM47 26H48V25H47ZM50 26H51V25H50ZM50 26H49V27H50ZM60 26H61V25H60ZM60 26H59V27H60ZM74 26H75V25H74ZM92 26H93V25H92ZM98 26H99V25H98ZM111 26H112V25H111ZM141 26H142V25H141ZM180 26H181V25H180ZM218 26H219V25L217 24V25L215 26V28L218 27ZM221 26H222V25H221ZM235 26H236V29H237V25H235ZM235 26H234V24H233V27H235ZM11 27H12V26H11ZM16 27H17V26H16ZM29 27H30V26H29ZM40 27H42V26L40 25ZM61 27H62V26H61ZM77 27H78V26H77ZM88 27H89V26H88ZM126 27H127V26H126ZM145 27H146V26H145ZM156 27H157V26H156ZM158 27H159V26H158ZM186 27H188V25H186ZM202 27H203V26H202ZM206 27H207V26H206ZM230 27H231V26H230ZM244 27H246V26H244ZM248 27H249V26H248ZM251 27H252V26H251ZM1 28H2V27H1ZM12 28H13V27H12ZM23 28H24V27H23ZM53 28H54V27H53ZM94 28H95V27H94ZM96 28H97V27H96ZM124 28H125V26H124ZM130 28H131V26H130ZM133 28H134V27H133ZM141 28H143V27H141ZM150 28H151V27H150ZM160 28H161V27H160ZM168 28H169V27H168ZM189 28H190V27H189ZM189 28H188V29H189ZM196 28H197V27H196ZM207 28H209V27H207ZM212 28H213V27H212ZM222 28H223V27H222ZM254 28H255V27H254ZM15 29H16V28H15ZM34 29H35V28H34ZM49 29H50V28H49ZM62 29H63V28H62ZM67 29H68V28H67ZM72 29H74V27H73ZM84 29H85V28H84ZM98 29H99V28H98ZM98 29H97V30H98ZM134 29H135V28H134ZM143 29H144V28H143ZM152 29H153V28H152ZM175 29L177 30V28H175ZM192 29H194V28H192ZM199 29H200V27H199ZM205 29H206V28H204V30H205ZM220 29H221V28H220ZM232 29H233V28H232ZM20 30H21V29H20ZM68 30H69V29H68ZM68 30H67V31H68ZM112 30H113V29H112ZM119 30H120V29H119ZM127 30H128V29H127ZM136 30H137V28H136ZM149 30H150V29H149ZM153 30H154V29H153ZM155 30H156V29H155ZM155 30H154V31H155ZM164 30H166V29H164ZM169 30H170V28H169ZM171 30H172V29H171ZM183 30H184V29H182V31H183ZM207 30H209V29H206V31H207ZM213 30H214V28H213ZM213 30H212V31H213ZM226 30H227V29H226ZM240 30H241V29H240ZM44 31H45V30H44ZM52 31H53V29H52ZM57 31H58V30H57ZM59 31H60V30H59ZM70 31H72V30H70ZM78 31H79V30H78ZM78 31H77V32H78ZM82 31H83V30H82ZM100 31H101V30H100ZM102 31H103V30H102ZM107 31H108V30H107ZM122 31H123V30H122ZM122 31H121V32H122ZM140 31H141V30H140ZM146 31H147V30H146ZM160 31H161V30H160ZM194 31H195V30H194ZM236 31H237V30H236ZM255 31H256V29H255ZM261 31H259V33H260ZM3 32H4V31H3ZM49 32H50V31H49ZM54 32H55V31H54ZM84 32H85V31H84ZM108 32H109V31H108ZM124 32H125V31H124ZM124 32H123V33H124ZM133 32H134V31H133ZM133 32H132V33H133ZM150 32H152V31H150ZM150 32H149V33H150ZM169 32H170V31H169ZM188 32H190V31H188ZM199 32H200V31L198 30V33H199ZM204 32H205V31H204ZM208 32H209V31H208ZM208 32H207V33H208ZM249 32H250V31H249ZM257 32H258V31H257ZM10 33H11V32H10ZM45 33H46V32H45ZM51 33H52V32H51ZM67 33H68V32H67ZM86 33H87V32H86ZM93 33H94V32H93ZM93 33H92V34H93ZM112 33H113V32H112ZM132 33H131V34H132ZM134 33H135V32H134ZM152 33H154V32H152ZM166 33H167V32H166ZM215 33H216V29H215ZM226 33H227V32H226ZM242 33H243V32H242ZM245 33H247V32H245ZM250 33H251V32H250ZM263 33H261V34H263ZM52 34H53V33H52ZM54 34H55V33H54ZM57 34H58V32H57ZM57 34H56V35H57ZM76 34H77V33H76ZM80 34H81V33H80ZM82 34H84V33H82ZM101 34H102V33H100V35H101ZM105 34H106V33H105ZM110 34H111V33H110ZM136 34H137V31H136ZM150 34H151V33H150ZM170 34H171V33H170ZM175 34H176V33H175ZM179 34H182V33H179ZM179 34H178V35H179ZM202 34H203V31H202ZM232 34H233V33H232ZM38 35H39V34H38ZM50 35H51V34L49 33V36H50ZM60 35H61V34H60ZM71 35H72V34H71ZM77 35H79V34H77ZM153 35H154V34H153ZM158 35H159V34H158ZM166 35H167V34H166ZM183 35H184V33H183ZM186 35H187V34H186ZM244 35H245V34H244ZM244 35H243V36H244ZM253 35H254V34H253ZM83 36H84V35H83ZM101 36H102V35H101ZM137 36H138V35H137ZM162 36H163V35H162ZM198 36H199V35H198ZM230 36H231V35H230ZM235 36H236V35H234V37H235ZM43 37H44V35H43ZM46 37H47V36H46ZM57 37H58V39L61 38V37H59V34H58ZM90 37H91V36H90ZM104 37H105V36H104ZM135 37H136V36H135ZM149 37H150V36H149ZM165 37H166V36H165ZM167 37H169V36H167ZM180 37H181V36H180ZM222 37H223V35H222ZM224 37H225V36H224ZM256 37H257V36H256ZM259 37H261V36H259ZM44 38H45V37H44ZM50 38H51V37H50ZM72 38H73V37H72ZM158 38H159V37H158ZM163 38H164V37H163ZM163 38H162V39H163ZM170 38H171V37H170ZM211 38H212V35H211ZM253 38H254V37H253ZM83 39H84V38H83ZM95 39H96V38H95ZM102 39H103V38H102ZM110 39H111V38H110ZM126 39H127V38H126ZM130 39H131V38H130ZM142 39H143V38H142ZM202 39H203V38H202ZM206 39H207V38H206ZM206 39H205V40H206ZM209 39H210V37H209ZM212 39H213V38H212ZM240 39H241V38H240ZM263 39H264V37H263ZM13 40H14V39H13ZM54 40H56V39H54ZM76 40H77V39H76ZM76 40L74 39V41H76ZM85 40H86V39H85ZM103 40H104V39H103ZM113 40H114V39H113ZM116 40H117V39H116ZM124 40H125V39H124ZM131 40H132V39H131ZM153 40H154V39H153ZM210 40H211V39H210ZM214 40H215V39H214ZM224 40H225V39H224ZM224 40H222V41H224ZM227 40H228V39H227ZM234 40H235V38H234ZM242 40H243V39H242ZM249 40H250V39H249ZM261 40H262V39H261ZM6 41H7V40H6ZM23 41H24V40H23ZM39 41H40V40H39ZM50 41H52L51 43H53V42L55 43V42H56V41H53V40H50ZM161 41H162V40H161ZM40 42H41V41H40ZM48 42H49V41H48ZM48 42H47V43H48ZM58 42H59V40H58ZM61 42H63L62 39H61ZM94 42H95V40H94ZM99 42H100V41H99ZM119 42L121 43V41H119ZM128 42H129V41H128ZM136 42H137V41H136ZM138 42H139V41H138ZM143 42H144V41H143ZM166 42L169 44L168 41H166ZM189 42H190V41H189ZM195 42H198V41H195ZM224 42H225V41H224ZM226 42H227V41H226ZM230 42H231V41H230ZM44 43H45V42H44ZM54 43H53V44H54ZM70 43H71V42H70ZM85 43H86V42H85ZM157 43H159V42L157 41ZM162 43H163V42H162ZM198 43H199V42H198ZM207 43H208V42H207ZM209 43H210V42H209ZM220 43H221V42H220ZM220 43H219V44H220ZM34 44H35V43H34ZM38 44H39V43H38ZM41 44H42V42H41ZM58 44H61V45H62V47H61V45L59 46V47H61V48H59V50L64 51V50H62V48L64 47L63 45L66 44V41L64 42V44H62V43H58ZM67 44H68V43H67ZM72 44H74V43H72ZM81 44H82V43H81ZM126 44H127V43H126ZM172 44H174V43H172ZM178 44H179V43H178ZM190 44H191V43H190ZM195 44H197V43H195ZM226 44H227V43H226ZM49 45L51 46V44H49ZM85 45H86V44H85ZM107 45H108V44H107ZM119 45H121V44H119ZM132 45H133V44H132ZM135 45H136V44H135ZM137 45H138V44H137ZM145 45H146V44H145ZM163 45H164V44H163ZM163 45H162V46H163ZM165 45H166V44H165ZM174 45H175V44H174ZM179 45H180V44H179ZM181 45H182V44H181ZM186 45H187V44H186ZM215 45L217 46V44H215ZM215 45H214V46H215ZM221 45H223V43H222ZM232 45H233V44H232ZM258 45H259V44H258ZM258 45H257V46H258ZM260 45H261V44H260ZM79 46H80V45H79ZM110 46H111V44H110ZM117 46H118V45H117ZM130 46H131V45H130ZM139 46H140V45H139ZM156 46H157V45H156ZM193 46H194V44H193ZM251 46H252V45H251ZM251 46H250V47H251ZM263 46H264V45H263ZM15 47H16V46H15ZM66 47H67V46H66ZM121 47H122V46H121ZM125 47H126V46H125ZM127 47H128V45H127ZM127 47H126V48H127ZM145 47H147V46H145ZM159 47L161 48V46H159ZM169 47H170V46H169ZM177 47H178V46H177ZM184 47H185V46H184ZM186 47H187V46H186ZM189 47H190V46H189ZM195 47H196V46H195ZM197 47H198V46H197ZM199 47H200V46H199ZM199 47H198V48H199ZM212 47H213V46H212ZM243 47H244V46H243ZM5 48H6V47H5ZM44 48H45V47H44ZM51 48H52V47H51ZM64 48H65V47H64ZM101 48H102V47H101ZM182 48H183V46H182ZM182 48H181V49H182ZM190 48H191V47H190ZM190 48H189V49H190ZM198 48H197V49H198ZM207 48H208V47H207ZM213 48H214V47H213ZM219 48H220V47H219ZM226 48H227V47H226ZM226 48H225V49H226ZM230 48H231V47H230ZM234 48H235V47H234ZM239 48H240V47H239ZM241 48H242V47H241ZM241 48H240V49H241ZM12 49H13V48H12ZM12 49H11V50H12ZM36 49H37V48H36ZM48 49H50V48H48ZM48 49H47V50H48ZM53 49H54V48H53ZM56 49H58V48H56ZM65 49H66V48H65ZM76 49H77V48H76ZM81 49H82V48H81ZM85 49H86V48H85ZM97 49H98V48H97ZM157 49H158V48H157ZM171 49H173V48H170V50H171ZM195 49H196V48H195ZM205 49H206V48H205ZM221 49L223 50V48H221ZM232 49H233V48H232ZM240 49H239V50H240ZM27 50H28V49H27ZM47 50H46V51H47ZM59 50H58V51H59ZM69 50H70V49L68 48V51H69ZM82 50H83V49H82ZM128 50H129V49H128ZM155 50H156V49H155ZM163 50H165V49H163ZM168 50H169V49H168ZM174 50H176V49H174ZM174 50H172V51H174ZM179 50H180V49H179ZM184 50H185V49H184ZM219 50H220V49H219ZM228 50H229V49H228ZM234 50H235V49H234ZM22 51H23V50H22ZM37 51H38V49H37ZM50 51H51V49H50ZM56 51H57V50H56ZM66 51H67V50H66ZM66 51H64V52H66ZM74 51H75V50H74ZM103 51H104V52H107V51H105V50H103ZM147 51H148V50H147ZM180 51H181V50H180ZM185 51H186V50H185ZM185 51H184V52H185ZM198 51H199V50H198ZM205 51H206V50H205ZM208 51H210V50H208ZM230 51H231V50H230ZM232 51H233V50H232ZM243 51H244V50H243ZM38 52H39V51H38ZM48 52H49V51H48ZM76 52H77V50H76ZM89 52H90V51H88V53H89ZM98 52H99V50H98L96 53H98ZM121 52H122V51H121ZM135 52H136V51H135ZM153 52H154V51H153ZM156 52H157V51H156ZM160 52H161V51H160ZM187 52H188V51H187ZM189 52H190V51H189ZM194 52H196V51H194ZM213 52H214V50H213ZM237 52H238V51H237ZM13 53H14V52H13ZM25 53H26V52H25ZM50 53H51V52H50ZM55 53H56V52H55ZM61 53H63V52H61ZM66 53H67V52H66ZM93 53H94V51H93ZM96 53H94V54L96 55ZM108 53H109V52H108ZM111 53H112V52H111ZM115 53H116V52H115ZM138 53H139V52H138ZM140 53H141V52H140ZM148 53H150V51H149ZM166 53H168V52H166ZM170 53H171V52H170ZM180 53H181V52H180ZM199 53H200V52H198V55H199ZM202 53H203V52H202ZM217 53H218V51H217ZM217 53H216V54H217ZM232 53L234 54V51H233ZM253 53H254V52H253ZM10 54H11V53H10ZM21 54H22V53H21ZM30 54H31V53H30ZM39 54H40V53H39ZM41 54H42V53H41ZM51 54H52V53H51ZM51 54H50V56H51ZM72 54H73V53H72ZM72 54H71V56H72ZM106 54H107V53H106ZM109 54H110V53H109ZM120 54H121V53H120ZM130 54H131V53H130ZM143 54H144V53H143ZM145 54H146V53H145ZM177 54H178V53H177ZM187 54H188V53H187ZM190 54H191V53H190ZM195 54H196V53H195ZM195 54H194V55H195ZM209 54H210V52H209ZM211 54L213 55V53H211ZM222 54H223V53H222ZM224 54H225V53H224ZM2 55H3V54H2ZM42 55H43V54H42ZM45 55H46V54H45ZM63 55H64V54H63ZM73 55H74V54H73ZM124 55H125V54H124ZM128 55H129V54H128ZM128 55H127V56H128ZM159 55H160V54H159ZM181 55H184V54L181 53ZM188 55H189V54H188ZM196 55H197V54H196ZM212 55H209V56H212ZM214 55H215V53H214ZM225 55H227V54H225ZM254 55H255V54H254ZM7 56H8V55H7ZM11 56H12V55H11ZM37 56H39V55H35V57H37ZM43 56H44V55H43ZM50 56H49V57H50ZM59 56H61V55H59ZM66 56H67V55H66ZM75 56H76V55H75ZM77 56H78V54H77ZM93 56H94V55H93ZM101 56H102V55H101ZM115 56H116V55H115ZM118 56H119V55H118ZM125 56H126V55H125ZM134 56H135V55H134ZM144 56H145V55H144ZM148 56H149V55H148ZM148 56H147V57H148ZM154 56H155V55H154ZM154 56H153V57H154ZM163 56H164V55H163ZM191 56H192V55H191ZM204 56H205V55H204ZM204 56H202V57L204 58ZM206 56H207V53H206ZM216 56H217V55H216ZM237 56H238V55H237ZM237 56H236V57H237ZM249 56H250V55H249ZM9 57H10V56H9ZM12 57H13V56H12ZM53 57H54V56H53ZM55 57H58V56H55ZM69 57H70V56H69ZM88 57H89V56H88ZM131 57H132V56H131ZM138 57H139V56H138ZM180 57H181V56H180ZM187 57H188V56H187ZM196 57H197V56H196ZM202 57H201V59H202ZM212 57L215 58L214 56H212ZM212 57H211V58H212ZM220 57L222 58L221 55H220ZM224 57H225V56H224ZM228 57H229V56H228ZM259 57H260V55H259ZM2 58H3V57H2ZM2 58H1V59H2ZM14 58H15V57H14ZM14 58H13V59H14ZM61 58H62V57H61ZM63 58H64V57H63ZM63 58H62V60H63ZM94 58H96V57H94ZM105 58H106V57H105ZM109 58H110V57H109ZM120 58H121V57H119V59H120ZM124 58H125V57H124ZM128 58H129V57H128ZM133 58H134V57H133ZM149 58H150V57H149ZM159 58H160V57H159ZM183 58H184V57H183ZM197 58H198V57H197ZM207 58H208V57H207ZM207 58L205 57V59H207ZM209 58H210V57H209ZM221 58H219V56H218V59H219V60H220ZM225 58H226V57H225ZM240 58H241V57H240ZM247 58H248V56H247ZM257 58H258V57H257ZM39 59H40V58H39ZM49 59H50V61L52 62V64H53V61H55V62H56L55 65H56V64H57V60H58L59 58H56L55 60L52 58L53 61L51 60V57H50ZM65 59H66V57H65ZM106 59H107V58H106ZM134 59H135V58H134ZM137 59H138V58H137ZM137 59H136V60H137ZM143 59H144V57H143ZM145 59L148 60L147 58H145ZM154 59H155V57H154ZM156 59H157V58H156ZM164 59H165V58H164ZM170 59H171V58H170ZM170 59H169V61H170ZM190 59H191V57H190ZM201 59H200V60H201ZM215 59H216V58H215ZM234 59H235V58H234ZM260 59H261V58H260ZM7 60H8V58H7ZM15 60H16V59H15ZM62 60H61V62H62ZM94 60H95V59H94ZM97 60H99V59H97ZM124 60L127 61V58L124 59ZM128 60H129V59H128ZM150 60H151V58H150L148 61H150ZM167 60H168V59H167ZM195 60H196V59H195ZM195 60H194V61H195ZM197 60H198V59H197ZM210 60H211V59H210ZM210 60H209V61H210ZM219 60H218V61H219ZM222 60H225V59H222ZM230 60H233V58L230 59ZM230 60H229V62H230ZM235 60H236V59H235ZM235 60H234V61H235ZM249 60H250V59H249ZM252 60H253V58L251 59V61H252ZM262 60H263V59H262ZM2 61H3V59H2ZM4 61H5V60H4ZM12 61H13V60H12ZM38 61H39V60H38ZM50 61L48 60V62H50ZM59 61H60V59H59ZM114 61H115V60H114ZM133 61H134V60H133ZM148 61H147V62H148ZM151 61H152V60H151ZM153 61H154V60H153ZM163 61H165V60H163ZM171 61H172V60H171ZM183 61H185V59H183ZM192 61H193V60H192ZM192 61H191V62H192ZM202 61H204V60H202ZM202 61H201V63H202ZM226 61H227V60H226ZM255 61H256V60H255ZM260 61H261V60H260ZM9 62H11V61H9ZM17 62H19V61H17ZM25 62H26V61H25ZM51 62H50V63H51ZM61 62L59 63V65L61 64ZM91 62H92V61H91ZM99 62H100V61H99ZM110 62H111V61H110ZM119 62H120V61H119ZM121 62H122V61H121ZM130 62H131V61H130ZM130 62H129V63H130ZM138 62H139V61H138ZM142 62H143V60L141 61V63H142ZM145 62H146V61H145ZM147 62H146V63H147ZM156 62H158V61H156ZM173 62H176V61H173ZM196 62H197V61H196ZM196 62H195V63H196ZM198 62H199V61H198ZM198 62H197V63H198ZM204 62H205V61H204ZM211 62H212V61H211ZM220 62H221V61H220ZM220 62H218V64H219ZM235 62H236V61H235ZM237 62H240V60H238ZM12 63H13V62H12ZM29 63H30V62H29ZM35 63H36V62H35ZM95 63H96V62H95ZM132 63H133V62H132ZM134 63H137V62H134ZM141 63H140V65H141ZM148 63H149V62H148ZM153 63H154V62H153ZM153 63H152V65H153ZM184 63H185V62H184ZM192 63H194V62H192ZM197 63H196V64H197ZM213 63H215V60H213ZM224 63H226V62H224ZM248 63H249V62H248ZM256 63H257V62H256ZM262 63H263V62H262ZM4 64H5V63H4ZM10 64H11V63H10ZM10 64H9V65H10ZM13 64H14V63H13ZM48 64H49V63H48ZM66 64H67V63H66ZM102 64H103V63H102ZM164 64H165V63H164ZM173 64H174V63H173ZM182 64H183V63H182ZM187 64H188V63H187ZM190 64H191V63H190ZM199 64H200V63H199ZM203 64H206V62L203 63ZM203 64H202V65H203ZM209 64H210V63H209ZM216 64H217V62H216ZM216 64H215V67H217ZM227 64H228V63H227ZM232 64H234V63H232ZM237 64H239V63H237ZM258 64H259V63H258ZM260 64H261V63H260ZM6 65H8V64H5V66H6ZM11 65H12V64H11ZM16 65H18V64H16ZM20 65H21V64H20ZM35 65H36V64H35ZM49 65H51V64H49ZM111 65H112V64H111ZM111 65H110V66H111ZM113 65H114V64H113ZM124 65H125V64H124ZM126 65H127V64H126ZM128 65H129V64H128ZM128 65H127V66H128ZM134 65H135V64H134ZM134 65H130V66H129L130 68L128 67L129 70H127V71H128V72H129V71H131V72L134 71V73H135V71H136V69H137V66H136V65L134 66ZM138 65H139V64H138ZM140 65H139V66H140ZM168 65H169V64H168ZM177 65H178V64H177ZM185 65H186V63H185ZM197 65H198V64H197ZM197 65H196V66H197ZM207 65H208V63H207ZM210 65H211V64H210ZM210 65H208L209 68H210ZM212 65L214 66V64H212ZM212 65H211V67L213 68ZM220 65H221V64H220ZM230 65H231V63H230ZM240 65H241V64H240ZM242 65H243V64H242ZM26 66H27V65H26ZM30 66H31V65H30ZM92 66H93V65H92ZM94 66H95V65H94ZM96 66H98V65H96ZM96 66H95V67H96ZM115 66H116V65H115ZM115 66H114V67H115ZM119 66H120V65H119ZM142 66H143V65H142ZM147 66L150 67L151 65L149 66V65L147 64ZM156 66H157V65H156ZM171 66H172V65H171ZM171 66H170V67H171ZM179 66H181V65H179ZM190 66H191V65H190ZM200 66H201V65H200ZM203 66H204V65H203ZM208 66H207V67H208ZM218 66H219V65H218ZM222 66H223V65H222ZM222 66H221V67H222ZM237 66H238V65H237ZM255 66H256V65H254V67H255ZM2 67H3V66H2ZM16 67H17V66H16ZM105 67H106V66H105ZM114 67H113V69L116 70V67H115V68H114ZM120 67H121V66H120ZM161 67H162V66H161ZM176 67H177V66H176ZM183 67H184V66H183ZM191 67H193V64H192ZM191 67H190V69H191V71H192V68H191ZM198 67H199V66H197V68H198ZM223 67H224V66H223ZM233 67H236V66L234 65ZM240 67H241V66H240ZM249 67H250V66H249ZM249 67H248V68H249ZM251 67H252V66H251ZM256 67H257V66H256ZM259 67H260V65H259ZM3 68H4V67H3ZM8 68H9V67H8ZM20 68H21V67H20ZM49 68H50V67H49ZM49 68H48V69H49ZM54 68H55V67H54ZM56 68H57V67H56ZM62 68H63V67H62ZM101 68H102V67H101ZM101 68H100V69H101ZM106 68H107V67H106ZM108 68H109V65H108ZM122 68H123V67H122ZM125 68H126V66H125ZM125 68H123V70H126ZM140 68H141V67H140ZM140 68H139V69H140ZM154 68H155V67H154ZM166 68H167V67H166ZM166 68H165V69H166ZM174 68H175V66H174ZM181 68H182V67H181ZM187 68L189 69L188 65H187ZM193 68H194V67H193ZM202 68H203V67H202ZM205 68H206V66H205ZM205 68H204V69H205ZM225 68H226V67H225ZM225 68H224V69H225ZM231 68H232V67H231ZM260 68H261V67H260ZM262 68H263V67H262ZM59 69H60V68H59ZM59 69H58V70H59ZM63 69H64V68H63ZM97 69H99V68L97 67ZM97 69H96V70H97ZM104 69H105V68H104ZM144 69L149 70V68H147V67H145ZM163 69H164V67H163ZM179 69H180V68H179ZM179 69H178V71H179ZM214 69H215V71H216L217 68H214ZM218 69H219V68H218ZM220 69H221V68H220ZM224 69H223V70H224ZM229 69H230V68L227 69V72H228ZM234 69H235V68H234ZM236 69H238V68H236ZM251 69H253V68H251ZM251 69H250V70H251ZM256 69H257V68H256ZM256 69H255V70H256ZM26 70H27V69H26ZM45 70H46V68H45ZM53 70H54V69H53ZM60 70H61V69H60ZM94 70H95V68H94ZM96 70H95V72H96ZM101 70H102V69H101ZM106 70H107V69H106ZM115 70H114V71H115ZM117 70H118V68H117ZM155 70H156V68H155ZM170 70H172V68H171ZM193 70H194V69H193ZM198 70H199V68H198ZM206 70L208 71V69H206ZM210 70H211V69H210ZM223 70H222V71H223ZM241 70H242V69H241ZM243 70H244V69H243ZM248 70H249V69H247V71H248ZM261 70H262V69H261ZM33 71H34V70H33ZM120 71H122L121 68H120ZM159 71H160V70H159ZM167 71H168V70H167ZM173 71H174V70H173ZM175 71H176V70H175ZM175 71H174V73H175ZM189 71H190V70H189ZM213 71H214V70H213ZM213 71H212V72H213ZM222 71H221V73H222ZM247 71H246V72H247ZM258 71H259V69H258ZM263 71H264V68H263ZM20 72H21V71H20ZM30 72H31V71H30ZM30 72H29V74H30ZM38 72H39V70H38ZM52 72H53V71H52ZM52 72H51V74H52ZM62 72H63V71H62ZM105 72H106V71H105ZM112 72H113V71H112ZM141 72H142V73H140V75L142 74V75H141V77H142V76H144V75H143V74H144V73H143L144 70L141 71ZM161 72H163V70H162ZM165 72H166V71H165ZM171 72H172V71H171ZM185 72H187V71H185ZM185 72H184V74H186ZM209 72H210V71H209ZM212 72H211V73H212ZM217 72H218V71H217ZM224 72H225V70H224ZM229 72H232V71H229ZM233 72H235V71H233ZM239 72H240V71H239ZM243 72H244V71H243ZM250 72H251V71H250ZM18 73H19V71H18ZM25 73H26V72H25ZM34 73H35V72H34ZM43 73H44V72H43ZM48 73H49V72H48ZM58 73H59V72H58ZM101 73H102V71H101ZM101 73H100V74H101ZM109 73H110V72H109ZM122 73H124V72L122 71L121 74H122ZM134 73H133V74H134ZM147 73H149V72H147ZM152 73H153V72H152ZM155 73H156V72H155ZM155 73H154V74H155ZM169 73H170V72H169ZM169 73H168L167 77L169 76ZM172 73H173V72H172ZM179 73H180V72H179ZM182 73H183V72H182ZM187 73H189V72H187ZM193 73L197 74L198 72L196 73V70H195V72H192L191 74H189V76L192 75ZM202 73H204V72H202ZM219 73H220V72H219ZM235 73L238 74V72H235ZM235 73H233V74H235ZM247 73L249 74V72H247ZM259 73H260V72H259ZM7 74H8V73H7ZM107 74H108V73H107ZM117 74H119V76H120V72H118ZM131 74H132V73H131ZM137 74H138V73H137ZM158 74H159V73H158ZM166 74H167V73H166ZM170 74H171V73H170ZM175 74H177V73H175ZM198 74H200V73H198ZM204 74H205V73H204ZM208 74H209V73H208ZM223 74H224V73H223ZM226 74L228 75V73H226ZM226 74H225V75H226ZM250 74H251V73H250ZM250 74H249V75H250ZM252 74H253V73H252ZM254 74H255V73H254ZM254 74H253V75H254ZM9 75H10V74H9ZM17 75H18V74H17ZM24 75H25V74H24ZM103 75H104V74H103ZM126 75H127V74H126ZM135 75H136V74H135ZM140 75H138V77H139ZM151 75H153V74H151ZM162 75H163V74H162ZM162 75H160V76H162ZM181 75H182V74H181ZM211 75H212V74H210V76H211ZM230 75H231V74H230ZM255 75H256V74H255ZM1 76H2V75H1ZM32 76H33V75H32ZM34 76H35V75H34ZM45 76H46V75H45ZM54 76H55V75H54ZM81 76H82V75H81ZM86 76H87V75H86ZM108 76H110V75H108ZM117 76H118V75H117ZM122 76H123V74H122ZM145 76H146V72H145ZM145 76H144V78H145ZM148 76H149V75H147L146 77H148ZM155 76H156V75H155ZM172 76H173V75H172ZM172 76H171V77H172ZM175 76H176V75H175ZM177 76H179V75H177ZM186 76L189 77L187 74H186ZM186 76L184 77V79H186ZM202 76H203V74H202L201 76H199V77L201 78ZM206 76H208V75H206ZM212 76H213V75H212ZM219 76H220V74H219ZM232 76H233V75H232ZM236 76H237V75H236ZM245 76H246V75H245ZM257 76H258V75H257ZM12 77H13V75H12ZM29 77H30V76H29ZM38 77H39V76H38ZM49 77H50V75H49ZM101 77H102V76H101ZM103 77H104V76H103ZM114 77H115V76H114ZM125 77H126V76H125ZM151 77H152V76H151ZM151 77H150V78H151ZM163 77H164V75H163ZM165 77H166V76H165ZM190 77H191V76H190ZM194 77H195V76H194ZM194 77H193V78H194ZM199 77H198V78H199ZM203 77H204V76H203ZM214 77H215V76H214ZM230 77H231V76H230ZM233 77H235V75H234ZM243 77H244V76H243ZM255 77H256V76H255ZM259 77H260V76H259ZM42 78H43V77H42ZM99 78H100V77H99V74H98L97 79H99ZM107 78H109V77H107ZM115 78H116V77H115ZM121 78H123V77H121ZM121 78H120V80H121ZM127 78H128V77H127ZM133 78H135V76H134ZM133 78H132V79H133ZM155 78H156V77H155ZM158 78H159V77H158ZM195 78H196V77H195ZM215 78H216V77H215ZM215 78H214V79H215ZM217 78H218V77H217ZM223 78H224V77H223ZM223 78H222V80H223ZM227 78H228V76H227ZM8 79H9V78H8ZM18 79H19V78H18ZM21 79H22V77H21ZM21 79H20V80H21ZM38 79H39V78H38ZM84 79H85V78H84ZM94 79H95V78H94ZM94 79H93V80H94ZM117 79H119V77H117ZM128 79H129V78H128ZM151 79H153V78H151ZM151 79H150V81H151ZM174 79H175V78H174ZM176 79H178V78L176 77ZM181 79H182V78H181ZM190 79H192V78H190ZM202 79H203V78H202ZM210 79H212V78H210ZM220 79H221V78H219V80H220ZM236 79H237V78H236ZM236 79H235V80H236ZM243 79H244V78H243ZM14 80H15V79H14ZM33 80H34V79H33ZM39 80H40V79H39ZM101 80H102V79H101ZM123 80H124V79H123ZM134 80H136V78H135ZM165 80H166V79H165ZM171 80H172V78H171ZM179 80H180V79H179ZM196 80H198V79H196ZM196 80H194V81H196ZM219 80H218V81H219ZM227 80H228V79H227ZM231 80H232V79H231ZM237 80H238V79H237ZM250 80H251V79H250ZM250 80H249V83H251ZM255 80H256V79H255ZM5 81H6V80H5ZM36 81H37V80H36ZM94 81H95V80H94ZM125 81H126V80H125ZM153 81H154V80H153ZM184 81H186V80H184ZM189 81H190V80H189ZM192 81H193V80H191V83H192ZM199 81H200V79H199ZM216 81H217V80H216ZM220 81H221V80H220ZM240 81H241V80H240ZM29 82H30V81H29ZM29 82H28V83H29ZM46 82H47V81H46ZM95 82H96V81H95ZM98 82H99V81H98ZM98 82H97V83H98ZM121 82H122V81H121ZM121 82H120V83H121ZM127 82H128V80H127ZM141 82H142V81H141ZM144 82H145V81H144ZM162 82H164V81H162ZM172 82L174 83V81H172ZM176 82H177V81H176ZM178 82H179V81H178ZM181 82H182V81L179 82L180 85H182ZM197 82H198V81H197ZM202 82H203V81H201V85H202ZM223 82H225V80H224ZM233 82H234V81H233ZM243 82H244V81H243ZM1 83H2V82H1ZM6 83H7V82H6ZM14 83H15V82H14ZM40 83H41V82H40ZM57 83H58V82H57ZM97 83H96V84H97ZM101 83H102V82H101ZM106 83H107V82H106ZM129 83H130V82H129ZM146 83H147V82H146ZM157 83H159V82H157ZM170 83H171V82H170ZM173 83H171V84H173ZM187 83H189V82H187ZM187 83H186V84H187ZM198 83H199V82H198ZM198 83H197V84H198ZM204 83H205V82H204ZM209 83H210V80H209ZM211 83H212V80H211ZM215 83H216V82H215ZM226 83H227V81L225 82V84H226ZM236 83H237V82H236ZM246 83H247V82H246ZM252 83H253V82H252ZM263 83H264V82H263ZM24 84H25V83H24ZM33 84H34V83H33ZM33 84H32V85H33ZM43 84H44V83L42 82L41 85H43ZM98 84H99V83H98ZM110 84H112V82H111ZM149 84H150V83H149ZM168 84H169V82H168ZM183 84H185V83H183ZM194 84H196V83H194ZM197 84H196V85H197ZM220 84H221V83H220ZM225 84H223V85H225ZM228 84H229V82H228ZM230 84H231V83H230ZM230 84H229V85H230ZM234 84H235V83H234ZM237 84H238V83H237ZM255 84H256V83H255ZM29 85H30V84H29ZM101 85H102V84H101ZM106 85H107V84H106ZM132 85H133V84H132ZM143 85H145V84L143 83ZM153 85H154V84H153ZM164 85H165V83H164ZM166 85H167V84H166ZM176 85H177V84H176ZM176 85H175V86H176ZM178 85H179V84H178ZM189 85H191V84H189ZM192 85H193V84H192ZM198 85H199V84H198ZM201 85H199V86L201 87ZM204 85H205V84H204ZM204 85H203V86H204ZM206 85L208 86V85H211V84H206ZM213 85H214V84H213ZM216 85H217V84H216ZM223 85H222V86H223ZM239 85H240V83H239ZM27 86H28V85H27ZM43 86H44V85H43ZM55 86H56V85H55ZM94 86H95V84H94ZM102 86H103V85H102ZM141 86H142V85H141ZM158 86H159V85H158ZM160 86H161V85H160ZM186 86H187V85H185V88H186ZM232 86H233V84H232ZM244 86H245V85H244ZM9 87H10V86H9ZM15 87H16V86H15ZM35 87H37V86H35ZM35 87H34V88H35ZM53 87H54V86H53ZM92 87H93V86H92ZM92 87H91V88H92ZM99 87H101V86H99ZM123 87H124V86H123ZM125 87H126V86H125ZM133 87H134V86H133ZM166 87L169 88L170 86H166ZM166 87H165V89H164V88H163V89H164V90H167ZM181 87H182V86H179V87L177 86L176 88L179 89V88H181ZM187 87H188V86H187ZM192 87H194V86H192ZM192 87H191V88H192ZM195 87H196V86H195ZM209 87H210V86H209ZM214 87H215V86H214ZM220 87H221V86H220ZM229 87H230V86H228V89H229ZM248 87H249V86H248ZM254 87H255V86H254ZM259 87H260V86H259ZM19 88H20V87H19ZM25 88H26V87H25ZM55 88H57V87H55ZM89 88H90V87H89ZM95 88H96V87H95ZM108 88L110 89V87H108ZM108 88H104V89L107 90ZM120 88H121V87H120ZM138 88H139V87H138ZM161 88H162V87H161ZM182 88H184V86H183ZM182 88H181V89H182ZM191 88H190V89H191ZM215 88H216V87H215ZM218 88H219V87H218ZM218 88H216V89L218 90ZM240 88H241V86H240ZM250 88H251V87H250ZM21 89H22V88H21ZM38 89H39V88H38ZM50 89H51V88H50ZM102 89H103V88H102ZM116 89H117V88H116ZM132 89H133V88H132ZM149 89H150V87H149ZM197 89H198V88H197ZM197 89H196V90H197ZM201 89H202V88H201ZM203 89H204V88H203ZM205 89H206V88H205ZM207 89H208V87H207ZM219 89H220V88H219ZM237 89H238V88H237ZM254 89H255V88H254ZM258 89H260V88H258ZM24 90H25V89H24ZM24 90H23V91H24ZM29 90H30V89H29ZM32 90H33V89H32ZM42 90H43V89H42ZM47 90H48V89H47ZM124 90H125V89H124ZM130 90H131V88H130ZM134 90H135V89H134ZM158 90H159V91H162V90L159 89V87H158ZM169 90H170V89H169ZM171 90H172V89H171ZM174 90H176V89L174 88ZM188 90H189V88L187 89V91H188ZM211 90H215V89H212V88H211ZM211 90L209 89V91H211ZM217 90H216V91H217ZM238 90H240V89H238ZM238 90H236V92H237ZM27 91H28V90H27ZM95 91H96V90H95ZM100 91H101V90H100ZM110 91H112V90L110 89ZM113 91H114V90H113ZM139 91H140V90H139ZM142 91H143V90H142ZM150 91H151V90H150ZM152 91H153V90H152ZM167 91H168V90H167ZM167 91H166V93H167ZM176 91H177V90H176ZM197 91H199V89H198ZM197 91H196V92H197ZM223 91H225V90H223ZM242 91H243V90H242ZM252 91H253V90H251L250 93H251ZM262 91H263V89H262ZM38 92H39V91H38ZM41 92H42V91H41ZM44 92H45V91H44ZM98 92H99V91H98ZM126 92H127V91H126ZM130 92H131V91H130ZM146 92H147V91H146ZM169 92H171V91H168V93H169ZM174 92H175V91H174ZM180 92H181V91H180ZM189 92H190V91H189ZM194 92H195V90H193V92H190V95H191V93H194ZM226 92H229V91H226ZM232 92H233V91H232ZM240 92H241V91H240ZM21 93H22V92H21ZM29 93H30V92H29ZM34 93H35V92H34ZM108 93H109V92H108ZM122 93L124 94V92H122ZM135 93H136V92H135ZM137 93H138V92H137ZM141 93H142V92H141ZM152 93H153V92H152ZM154 93H155V92H154ZM160 93H161V92H160ZM175 93H177V92H175ZM201 93H202V92H201ZM201 93H200V94H201ZM22 94H23V93H22ZM104 94H105V93H104ZM109 94H110V93H109ZM112 94H113V92H112ZM114 94H115V93H114ZM114 94H113V95H114ZM138 94H139V93H138ZM161 94L164 95L165 92H163V93H161ZM180 94H181V93H177V95L173 94V96H172L171 99H173L174 95H175V96H178V95L180 96ZM187 94H188V93H187ZM187 94H186V97H185V96H184V93H183V96L185 97V99H187V98L189 97V96H188L189 94H188V95H187ZM198 94H199V92H198ZM204 94L206 95L205 98L208 99V98H209V93H208V96H207L206 93H204ZM241 94H242V93H241ZM241 94H240V95H241ZM244 94H245V93H244ZM244 94H243V96H244ZM25 95H26V94H25ZM27 95H28V93H27ZM32 95H33V94H32ZM100 95H101V94H100ZM110 95H111V94H110ZM113 95H112V97H113ZM116 95H117V97H118L119 94H116ZM120 95H121V94H120ZM120 95H119V96H120ZM142 95H143V93H142ZM155 95H156V94H155ZM193 95H195V94H193ZM240 95H239V97H240ZM254 95H255V94H254ZM37 96H38V95H37ZM45 96H46V95H45ZM103 96H104V95H103ZM107 96H108V94H106V97H107ZM143 96H144V95H143ZM145 96H147V95H145ZM150 96H151V95H150ZM152 96H153V95H152ZM199 96H200V95H199ZM202 96H203V93L201 94V97H202ZM215 96H216V95H215ZM227 96H228V95H227ZM227 96H226V97H227ZM249 96H250V95H249ZM249 96H248V97H249ZM260 96H261V95H260ZM39 97H40V96H39ZM97 97H100V96L98 95ZM106 97H105V98H106ZM112 97H110V98H112ZM141 97H142V96H141ZM169 97H170V95H169ZM169 97H168V98H169ZM181 97H182V95L180 96V99H182ZM184 97H183V98H184ZM192 97H193V96H192ZM196 97H197V96H196ZM201 97H200V100H199V101H202L201 99L204 98V96H203L202 98H201ZM216 97H217V96H216ZM224 97H225V96H224ZM226 97H225V98H226ZM252 97H253V96H252ZM40 98H41V97H40ZM43 98H45V97L43 96ZM47 98H48V97H47ZM100 98H101L100 100H102V97H100ZM120 98H121V100H123V99H122V96H120ZM131 98H132V97H131ZM150 98H151V97H150ZM150 98H149V99H150ZM152 98H154V97H152ZM190 98H191V96H190ZM219 98H220V97H219ZM219 98H217L218 101H219ZM221 98H222V97H221ZM228 98H229V97H228ZM228 98H227V99H228ZM237 98H238V97H237ZM244 98L246 99V97H244ZM86 99H87V98H86ZM114 99H115V98H114ZM118 99H119V97H118ZM118 99H115V100H118ZM125 99H126V98H125ZM134 99H135V98H134ZM139 99H140V98H139ZM162 99H163V98H162ZM165 99H166V98H165ZM176 99H179V98H176ZM176 99H175L174 101H176V103H177L178 100H176ZM180 99H179V100H180ZM185 99L183 100V101H184V104H185ZM193 99H194V98H193ZM196 99H198V97H197ZM196 99H195V100H196ZM245 99H244V100H245ZM258 99H259V98H258ZM258 99H257V100H258ZM42 100H43V99H42ZM121 100H120V101H121ZM156 100H157V99H156ZM158 100H159V99H158ZM167 100H168V99H167ZM167 100H166V101H167ZM191 100H192V99H191ZM210 100H211V99H210ZM231 100H232V99H231ZM237 100H239V98H238ZM250 100H251V99H250ZM98 101H99V100H98ZM102 101H103V100H102ZM102 101H101V102H102ZM109 101H110V100H109ZM118 101H119V100H118ZM160 101H161V100H160ZM174 101H172V102H174ZM196 101H197V100H196ZM199 101H197V102H199ZM204 101L206 102V99L203 100L202 102H204ZM235 101H236V100H235ZM251 101H252V100H251ZM53 102H54V101H53ZM132 102H133V101H132ZM153 102H155V101H153ZM168 102H169V101H168ZM179 102H182V101H179ZM197 102H195V103L198 104ZM205 102H204V103H205ZM209 102H210V101H209ZM224 102H225V101H224ZM228 102H229V101H228ZM228 102H227V103H228ZM242 102H243V101H242ZM245 102H246V101H245ZM259 102H260V101H259ZM20 103H21V102H20ZM24 103H25V102H24ZM32 103H33V102H32ZM49 103H50V102H49ZM104 103H105V101H104ZM113 103H115V101H113ZM113 103H112V104H113ZM156 103H157V102H155V104H156ZM162 103H163V102H162ZM186 103H187V102H186ZM188 103H189V100H188ZM195 103H194V104H195ZM227 103L225 102L224 105L227 104ZM237 103H238V102H237ZM253 103H254V102H253ZM109 104H110V103H109ZM131 104H132V103H131ZM139 104H140V103H139ZM141 104H143V101H142ZM144 104H145V103H144ZM160 104H161V103H160ZM166 104H167V103H166ZM174 104H175V103H174ZM179 104H180V103H179ZM205 104H206V105H209V103H207V102H206ZM220 104H221V103H220ZM232 104H233V103H232ZM242 104H243V103H242ZM250 104H251V103H250ZM254 104H255V103H254ZM27 105H28V104H27ZM121 105H122V104H121ZM137 105H138V104H137ZM149 105H150V107H151L153 104L151 105V104L149 103ZM161 105H163V104H161ZM167 105H169V104H167ZM171 105H173V104H170V107H171ZM182 105H183V104H182ZM199 105H200V103H199L198 105H196V106L198 107ZM218 105H219V104H218ZM237 105H239V104H237ZM248 105H249V104H248ZM16 106H17V105H16ZM104 106H105V104H104ZM112 106H114V105H112ZM116 106H117V103H116ZM116 106H115V107H116ZM123 106L125 107L124 104H123ZM138 106H139V105H138ZM140 106H142V105H140ZM145 106H146V105H145ZM154 106H155V105H154ZM159 106H160V105H159ZM174 106L177 108V107H178V104H177V106H176V105H174ZM174 106H172V107H174ZM179 106H180V105H179ZM194 106H195V105H194ZM196 106H195V107H196ZM202 106H205V105L202 104ZM202 106H201V108H202ZM221 106H222V105H221ZM240 106H241V105H240ZM245 106H246V105H245ZM107 107H108V106H107ZM121 107H122V106H121ZM143 107H144V106H143ZM143 107H142V108H143ZM155 107H156V106H155ZM164 107H165V105H164ZM168 107H169V106H168ZM186 107H187V106H186ZM199 107H200V106H199ZM199 107H198V108H199ZM205 107H206V106H205ZM205 107H203V108H205ZM234 107H235V106H234ZM247 107L249 108V106H247ZM254 107H255V106H254ZM7 108H8V107H7ZM23 108H24V106H23ZM26 108H27V107H26ZM26 108H25V109H26ZM108 108H109V107H108ZM134 108H135V107H134ZM134 108H133V109H134ZM137 108H138V107H137ZM137 108H136V109H137ZM142 108H139V109H142ZM145 108H146V107H145ZM152 108H153V107H152ZM161 108H163V107L161 106ZM165 108H166V107H165ZM189 108H190V107H189ZM206 108H207V107H206ZM219 108H220V107H219ZM219 108H217V111L219 110ZM230 108H231V107H230ZM244 108H245V107H244ZM8 109H10V108H8ZM11 109H12V108H11ZM11 109H10V110H11ZM114 109H115V108H114ZM116 109H117V107H116ZM118 109H119V110H122L123 108H121V109L118 108ZM126 109H127V107H126ZM172 109H173V108H172ZM177 109H178V108H177ZM182 109H183V108H182ZM185 109H186V108H185ZM187 109H188V108H187ZM187 109H186V110H187ZM196 109H197V108H196ZM199 109H200V108H199ZM207 109H208V108H207ZM224 109H225V108H224ZM232 109H233V108H232ZM241 109H242V108H241ZM249 109H250V108H249ZM258 109H259V108H258ZM16 110H17V109H16ZM20 110H21V109H20ZM106 110H107V108H106ZM109 110L111 111V109H109ZM112 110H113V109H112ZM131 110H132V109H131ZM134 110H135V109H134ZM162 110H163V109H162ZM168 110H169V108H168ZM168 110L166 109L165 112L167 113ZM170 110H171V109H170ZM170 110H169V113H168V114H170V112H171ZM178 110H179V109H178ZM180 110H181V109H180ZM192 110H193V109H192ZM197 110H198V109H197ZM210 110H211V109H210ZM230 110H231V109H230ZM238 110H239V109H238ZM8 111H9V110H8ZM153 111H154V110H153ZM157 111H158V110H157ZM174 111H175V110L173 109V112H174ZM188 111H189V110H188ZM219 111H220V110H219ZM225 111H227V106H226V110H225ZM241 111H242V110H241ZM252 111H253V110H252ZM17 112H18V110H17ZM106 112L108 113V111H106ZM126 112H127V114H128V111H126ZM130 112H131V111H130ZM132 112H133V111H132ZM134 112H135V111H134ZM137 112H138V111H137ZM145 112H146V111H145ZM150 112H151V109H150ZM155 112H156V111H155ZM158 112L161 114L160 111H158ZM173 112H171V113H173ZM176 112H177V111H176ZM195 112H196V111H195ZM207 112H208V111H207ZM110 113H111V112H110ZM115 113L118 114V113H120V112H116V111H115ZM121 113H122V111H121ZM121 113H120V114H121ZM151 113H152V112H151ZM159 113H158V114H159ZM162 113H164V112H162ZM178 113H179V112H178ZM178 113H177V114H178ZM186 113H187V112H186ZM210 113H211V112H210ZM215 113H216V112H215ZM220 113H222V111H220ZM235 113H236V112H235ZM248 113H249V112H248ZM262 113H263V111H262ZM112 114H113V113H112ZM112 114H111V115H112ZM124 114H125V112H124ZM134 114H135V113H134ZM138 114H139V112H138ZM148 114H149V112H148ZM148 114H146L147 117H148ZM177 114H176V115H177ZM181 114H182V113H181ZM192 114H193V113H192ZM197 114H198V113H197ZM202 114H203V113H202ZM224 114H225V113H224ZM237 114H238V113H237ZM244 114H245V113H244ZM246 114H247V113H246ZM249 114H250V113H249ZM114 115H116V114H114ZM114 115H113V117H114ZM143 115H144V114H143ZM154 115H156V114H154ZM163 115H164V114H163ZM165 115H166V114H165ZM165 115H164V116H165ZM171 115H172V114H170L169 116H171ZM174 115H175V112H174L173 116H174ZM179 115H180V114H179ZM189 115H190V114H189ZM189 115H188V116H189ZM206 115H207V114H206ZM209 115H210V114H209ZM211 115H214V114H211ZM211 115H210L209 117H211ZM220 115H221V114H220ZM231 115H232V114H231ZM240 115H243V114H240ZM255 115H256V114H255ZM107 116H109V115H107ZM118 116H119V115H118ZM121 116H123V115H121ZM152 116H153V115H152ZM152 116H151V117H152ZM156 116H157V115H156ZM161 116H162V114H161ZM167 116H168V115H167ZM184 116H186V115H184ZM188 116H187V117H188ZM195 116H196V115H195ZM245 116H246V118H247V115H245ZM248 116H249V115H248ZM109 117H110V116H109ZM113 117H112V118H113ZM116 117H117V116H116ZM130 117H131V116H130ZM130 117H129V119H130ZM132 117H133V116H132ZM137 117H138V116H137ZM140 117H141V116H140ZM143 117H145V120H146V116H143ZM193 117H194V116H193ZM193 117L191 116L190 118H193ZM203 117H204V116H203ZM209 117H208V118H209ZM215 117H216V116H215ZM220 117H221V116H220ZM228 117H229V116H228ZM250 117H251V116H250ZM112 118H111V119H112ZM114 118H115V117H114ZM152 118H153V117H152ZM156 118H157V117H156ZM182 118H183V117H182ZM199 118H200V117H199ZM233 118H234V117H233ZM239 118H240V117H239ZM241 118H242V117H241ZM246 118H245V119H246ZM121 119H122V118L120 117V119H118V120L121 121ZM127 119H128V118H127ZM133 119H134V118H133ZM137 119H138V118H137ZM143 119H144V118H143ZM158 119H159V118H158ZM178 119H179V118H178ZM201 119H202V118H201ZM206 119H207V118H206ZM210 119H211V118H210ZM217 119H218V118H216V121L218 122ZM253 119H254V118H253ZM258 119H260V118H258ZM108 120H109V119H108ZM122 120H123V119H122ZM135 120H136V119H135ZM138 120H139V119H138ZM138 120H137V121H138ZM145 120H144L143 122H146L147 125L150 124V123H147L148 120H146V121H145ZM160 120L163 121V119H161V118H160ZM180 120H181V118H180ZM182 120H183V119H182ZM186 120H187V118H186ZM198 120H199V119H198ZM231 120H232V119H231ZM235 120H237L236 117H235ZM238 120H239V119H238ZM238 120H237V121H238ZM246 120H247V119H246ZM249 120H250V119H249ZM93 121H94V119H93ZM112 121H114V119H112L111 122H112ZM149 121H151V120H149ZM158 121H159V120H158ZM172 121H173V120H172ZM188 121H189V120H188ZM188 121H187V122H188ZM199 121H200V120H199ZM202 121H203V120H202ZM206 121H207V120H206ZM221 121H223V120H221ZM241 121H242V120H240V122H241ZM251 121H252V118H251ZM106 122H108V121L106 120ZM111 122H110V123H111ZM116 122H117V121H116ZM116 122H115V123H116ZM121 122H122V121H121ZM121 122H119V123H121ZM134 122H135V121H133V123H134ZM151 122H152V121H151ZM153 122H154V120H153ZM165 122H166V121H165ZM193 122H195V121H193ZM207 122H208V121H207ZM211 122H212V121H211ZM219 122H220V120H219ZM219 122H218V123H219ZM226 122H227V121H226ZM226 122H225V123H226ZM245 122H246V121H244V123H245ZM248 122H249V121H248ZM123 123H124V122H123ZM137 123H138V122H137ZM139 123H141V122H139ZM139 123H138V124H139ZM157 123H158V122H155V125H154V126H156ZM174 123H175V122H174ZM184 123H186V122H184ZM189 123H190V122H189ZM196 123H198V122H196ZM196 123H195V124H196ZM213 123H214V122H213ZM225 123H224V124H225ZM230 123H231V122H230ZM234 123H235V122H234ZM238 123H239V121H238ZM254 123H255V122H254ZM258 123H259V122H258ZM95 124H96V123H95ZM104 124H105V121H104ZM106 124H107V123H106ZM117 124H118V122H117ZM138 124H137V125H138ZM153 124H154V123H153ZM159 124H160V123H159ZM176 124H177V123H176ZM176 124H175V127H176ZM201 124H203V122H202ZM205 124H206V123H205ZM214 124H215V123H214ZM226 124L228 125V123H226ZM246 124H247V123H246ZM249 124H250V123H249ZM108 125H109V124H108ZM110 125H111V124H110ZM110 125H109V126H110ZM144 125H145V124H144ZM150 125H151V124H150ZM161 125L164 126V122H163V124L161 123ZM168 125H171V126H172V123H171V124H167V126H168ZM178 125H179V123H178ZM183 125H185V124H183ZM193 125H194V124H193ZM196 125H198V124H196ZM199 125H200V124H199ZM199 125H198V126H199ZM208 125H209V124H208ZM208 125H207V127H206V126H204V127H205V128H208V127H209ZM215 125H216V124H215ZM242 125H243V124H242ZM250 125H252V124H250ZM100 126H101V124H100ZM109 126H107V128H108ZM111 126H112V125H111ZM113 126H114V125H113ZM113 126H112V127H113ZM116 126H117V125H116ZM118 126H119V124H118ZM163 126H162V128H163ZM180 126H181V125H180ZM189 126H190V125H189ZM189 126H188V127H189ZM201 126H202V125H201ZM246 126H248V125H246ZM255 126H256V125H255ZM102 127H103V126H102ZM120 127H121V126H120ZM139 127H140V126H139ZM139 127H138V128H139ZM147 127H148V126H147ZM152 127H153V126H152ZM183 127H184V126H183ZM190 127H191V126H190ZM190 127H189V128H190ZM192 127H193V126H192ZM212 127H213V126H212ZM215 127H216V126H215ZM215 127H214V129H215ZM223 127H224V126H223ZM241 127H242V126H241ZM135 128H136V127H135ZM173 128H174V126H173ZM173 128H172V129H173ZM181 128H182V127H181ZM195 128H196V126H195ZM248 128H249V127H248ZM119 129H120V128H119ZM139 129H140V128H139ZM142 129H143V128H142ZM156 129H157V128H156ZM167 129H168V128H167ZM182 129H183V128H182ZM185 129H186V128H185ZM185 129H184V130H185ZM193 129H194V128H193ZM199 129H200V128H199ZM202 129H203V127H202ZM234 129H235V128H234ZM238 129H239V128H238ZM241 129H242V128H241ZM255 129H256V127H255ZM121 130H122V129H121ZM123 130H124V129H123ZM125 130H126V129H125ZM169 130H170V129H169ZM176 130H177V129H176ZM178 130H180V129H178ZM178 130H177V131H178ZM184 130H183V131H184ZM194 130H195V129H194ZM227 130H228V129H227ZM232 130H233V129H232ZM232 130H231V131H232ZM236 130H237V129H236ZM251 130H252V129H251ZM253 130H254V129H253ZM258 130H259V129H258ZM101 131H102V130H101ZM117 131H118V130H117ZM130 131H131V130H130ZM130 131H129V132H130ZM153 131H154V130H153ZM153 131H152V132H153ZM199 131H200V130H199ZM214 131H215V130H214ZM225 131H226V130H225ZM105 132H106V131H105ZM124 132H125V131H124ZM126 132H127V131H126ZM129 132H127V133H129ZM189 132H190V131H189ZM201 132H202V131H201ZM246 132H247V131H246ZM259 132H260V131H259ZM98 133H99V132H98ZM106 133H107V132H106ZM116 133H117V132H116ZM166 133H167V132H166ZM186 133H187V132H186ZM217 133H218V132H217ZM219 133H220V132H219ZM224 133H225V132H224ZM237 133H238V131H237ZM251 133H253V132H251ZM256 133H258V132H256ZM149 134H150V132H149ZM153 134H154V133H153ZM164 134H165V133H164ZM202 134H203V133H202ZM247 134H248V133H247ZM247 134H246V135H247ZM261 134H262V133H261ZM106 135H107V134H106ZM106 135H105V136H106ZM142 135H143V134H142ZM151 135H152V134H151ZM158 135H159V134H158ZM215 135H216V134H215ZM223 135H224V134H223ZM249 135H251V134H249ZM259 135H260V134H259ZM262 135H263V134H262ZM116 136H117V135H116ZM122 136H123V135H122ZM139 136H140V135H139ZM147 136H148V135H147ZM177 136H178V135H177ZM187 136H188V135H187ZM213 136H214V135H213ZM224 136H225V135H224ZM243 136H245V134H244ZM254 136H255V135H254ZM257 136H258V135H257ZM114 137H115V136H114ZM155 137H156V136H155ZM192 137H193V136H192ZM204 137H205V136H204ZM211 137H212V136H211ZM240 137H241V135H240ZM251 137H252V136H251ZM121 138H122V137H121ZM130 138H134V137H130ZM140 138H141V137H140ZM162 138H163V137H162ZM167 138H168V137H167ZM176 138H177V137H176ZM242 138H243V137H242ZM244 138H245V137H244ZM252 138H253V137H252ZM261 138H262V137H261ZM107 139H108V138H107ZM112 139H113V137H112ZM157 139H159V138H157ZM177 139H178V138H177ZM188 139H189V138H188ZM250 139H251V138H250ZM259 139H260V138H259ZM109 140H110V139H109ZM119 140H120V138H119ZM170 140H171V139H170ZM211 140H212V139H211ZM228 140H229V139H228ZM233 140H234V139H233ZM127 141H128V139H127ZM132 141H133V140H132ZM139 141H140V139H139ZM143 141H144V140H143ZM146 141H147V140H146ZM203 141H204V140H203ZM217 141H218V140H217ZM223 141H224V140H223ZM235 141H236V140H235ZM235 141H234V142H235ZM244 141H245V140H244ZM85 142H86V141H85ZM140 142H141V141H140ZM148 142H149V141H148ZM201 142H202V141H201ZM245 142H246V141H245ZM248 142H249V141H248ZM261 142H262V140H261ZM263 142H264V141H263ZM83 143H84V142H83ZM129 143H130V142H129ZM141 143H142V142H141ZM141 143H140V144H141ZM146 143H147V142H146ZM197 143H198V141H197ZM215 143H216V140H215ZM215 143H214V144H215ZM218 143H219V142H218ZM218 143H217V145H218ZM250 143H252V142H250ZM136 144H137V143H136ZM142 144H143V143H142ZM167 144H168V143H167ZM183 144H184V143H183ZM195 144H196V143H195ZM237 144H238V143H237ZM129 145H130V144H129ZM222 145H223V144H222ZM255 145H256V144H255ZM137 146H138V145H137ZM140 146H141V145H140ZM146 146H147V145H146ZM177 146H178V145H177ZM190 146H191V145H190ZM214 146H216V145H214ZM238 146H239V145H238ZM247 146H248V145H247ZM250 146H251V145H250ZM252 146H253V145H252ZM204 147H205V146H204ZM211 147H212V146H211ZM258 147H259V146H258ZM170 148H171V147H170ZM218 148H219V147H218ZM224 148H225V147H224ZM231 148L233 149V147H231ZM231 148H230V149H231ZM248 148H249V147H248ZM251 148H252V147H251ZM260 148H261V147H260ZM163 149H164V148H163ZM167 149H168V148H167ZM176 149H179V147H178V148L176 147ZM230 149H229V150H230ZM237 149H239V148H237ZM245 149H246V148H245ZM245 149H244V150H245ZM113 150H114V149H113ZM143 150H144V149H143ZM171 150H172V148H171ZM192 150H193V149H192ZM194 150H195V149H194ZM208 150H209V149H208ZM229 150H227V151H229ZM244 150H243V151H244ZM252 150H253V149H252ZM104 151H105V150H104ZM119 151H120V150H119ZM123 151H124V150H123ZM164 151H165V150H164ZM167 151H168V150H167ZM177 151H178V150H177ZM205 151H206V150H205ZM214 151H215V150H214ZM225 151H226V150H225ZM230 151H232V150H230ZM237 151H238V150H237ZM239 151H241V150H239ZM245 151H246V150H245ZM136 152H137V151H136ZM143 152H144V151H143ZM154 152H155V151H154ZM162 152H163V150H161V153H162ZM174 152H176V151H174ZM178 152H179V151H178ZM185 152H186V151H185ZM196 152H197V151H196ZM222 152H223V151H222ZM144 153H145V152H144ZM146 153H147V152H146ZM152 153H153V152H152ZM155 153H157V152H155ZM161 153H160V155H161ZM180 153H181V152H180ZM217 153H219V152H217ZM235 153H236V152H235ZM243 153H244V152H243ZM248 153H249V152H248ZM248 153H247V154H248ZM255 153H256V150H255ZM108 154H109V153H108ZM131 154H132V153H131ZM134 154H135V153H134ZM139 154H140V153H139ZM157 154H159V153H157ZM172 154H173V153H172ZM176 154H177V153H176ZM181 154H182V153H181ZM183 154H184V156H185L186 153H183ZM189 154H190V153H189ZM229 154H230V152H229ZM237 154H238V153H236V155H237ZM239 154H240V153H239ZM244 154L246 155V153H244ZM251 154H252V153H251ZM262 154H263V153H262ZM167 155H168V153H167ZM167 155H164V157L167 156ZM174 155H175V154H174ZM177 155H178V154H177ZM193 155H194V153H193ZM210 155H212V154L210 153ZM210 155H209V156H210ZM233 155H235V154H233ZM241 155H242V154H241ZM249 155H250V154H249ZM260 155H261V153H260ZM80 156H81V155H80ZM116 156H117V155H116ZM144 156H145V155H144ZM152 156H155V155H152ZM169 156H170V155H169ZM179 156H181V155H179ZM188 156H189V155H188ZM190 156H191V155H190ZM201 156L203 157V155H201ZM204 156H205V154H204ZM226 156H227V155H226ZM228 156H229V155H228ZM230 156H231V155H230ZM262 156H263V155H262ZM81 157H82V156H81ZM89 157H90V156H89ZM113 157H114V156H113ZM128 157H129V156H128ZM128 157H127V158H128ZM135 157H136V156H135ZM147 157H148L149 159H146ZM147 157L144 159V160H146L145 162H144L143 159H142V162L145 163L147 166H151L152 163H153V165H154V162H156V161H158V165H159L160 157H159V159H158V156H155V158H154V157H153V158H150V156H147ZM170 157H171V156H170ZM173 157H176V156H173ZM181 157H182V156H181ZM205 157H206V156H205ZM222 157H223V156H222ZM237 157H239V156H237ZM243 157H244V156H243ZM248 157H249V156H248ZM248 157H247V159H248ZM259 157H260V156H259ZM77 158H78V157H77ZM101 158H102V157H101ZM129 158H130V157H129ZM156 158H157L158 160H157ZM161 158H162V156H161ZM165 158H167V157H165ZM178 158H179V160L181 161L180 157H178ZM178 158H176V159H178ZM192 158H193V157H192ZM207 158H209V157H207ZM250 158H252V157H250ZM250 158H249V159H250ZM255 158H256V157H255ZM96 159H97V158H96ZM124 159H125V158H124ZM150 159H151V160H150ZM152 159H154V160L156 159V160L154 161V160H152ZM167 159H168V158H167ZM167 159H166V160H167ZM171 159H172V158H171ZM204 159H205V158H204ZM204 159H203V160H204ZM209 159L211 160V158H209ZM218 159H219V158H218ZM222 159H223V158H222ZM238 159L242 161V159H240V158H238ZM243 159H244V158H243ZM252 159H253V158H252ZM259 159H260V158H259ZM261 159H262V158H261ZM263 159H264V158H263ZM76 160H77V159H76ZM76 160H75V161H76ZM81 160H82V159H81ZM86 160H87V159H86ZM163 160H164V159H163ZM163 160H162V161H163ZM173 160L175 161V159H173ZM189 160H190V159H189ZM192 160H194V159H192ZM192 160H191V161H192ZM210 160H209V161H210ZM215 160H216V159H215ZM225 160H226V159H225ZM228 160H229V159H228ZM245 160H246V159H245ZM245 160H243V161H245ZM77 161H79V160H77ZM84 161H85V159H84ZM84 161H82V162H84ZM121 161H122V160H121ZM128 161H129V159H128ZM132 161H134V160H131V162H132ZM138 161H139V160H138ZM153 161H154V162H153ZM162 161H161V162H162ZM176 161H178V160H176ZM182 161H183V160H182ZM194 161H195V160H194ZM197 161H199V160H197ZM206 161H207V159H206ZM218 161H219V160H218ZM229 161H231V160H229ZM232 161H233V160H232ZM235 161H236V160H235ZM235 161H234V162H235ZM249 161H251V160H249ZM258 161H259V160H258ZM258 161H257V163H258ZM105 162H106V161H105ZM122 162H123V161H122ZM125 162H126V161H125ZM134 162H135V161H134ZM139 162H140V163H138V164H143V163H141V161H139ZM151 162H152V163H151ZM161 162H160V163H161ZM183 162H184V161H183ZM185 162H186V161H185ZM187 162H188V161H187ZM189 162H190V161H189ZM202 162H203V161H202ZM211 162H212V161H211ZM234 162H233V163H234ZM247 162H248V161H247ZM251 162H252V161H251ZM84 163H85V162H84ZM136 163H137V161H136ZM163 163H166V162H163ZM168 163H169V162H168ZM172 163H173V162H172ZM207 163H208V162H207ZM214 163H216V162H214ZM217 163H219V162H217ZM223 163H224V160H223ZM223 163H222V164H223ZM225 163H227V162H225ZM228 163H229V162H228ZM228 163H227V165H228ZM239 163H240V161H239ZM239 163H238V164H239ZM259 163H261V161H259ZM262 163H264V162L262 161ZM85 164H86V163H85ZM88 164H89V162H88ZM88 164H87V165H88ZM91 164H92V163H91ZM122 164H123V163H122ZM124 164H125V163H124ZM132 164H133V163H132ZM145 164H143V166H144ZM173 164H174V163H173ZM181 164H183V163L180 162V167H181ZM195 164H196V163H195ZM197 164H198V162H197ZM197 164H196V165H197ZM200 164H202V163H200ZM210 164H211V163H210ZM220 164H221V163H220ZM220 164H219V165H220ZM222 164H221V166H222ZM235 164H237V163H235ZM243 164H244V162H243ZM243 164H242V165H243ZM252 164H253V163H252ZM252 164H251V165H252ZM72 165H73V164H72ZM95 165H96V164H95ZM126 165H127V163H126ZM164 165H165V164H164ZM164 165H163V164H162V165L160 164L161 167L164 166ZM214 165H215V164H214ZM242 165H241V166H242ZM82 166H83V163H82ZM91 166H92V165H91ZM119 166H120V165H119ZM127 166H128V165H127ZM129 166H130V165H129ZM132 166H133V165H131V170H132V168H133ZM160 166H159V168H160ZM172 166H174V165H172ZM178 166H179V164H178ZM178 166H177V167H178ZM221 166H219V167H221ZM225 166H226V165H225ZM246 166H247V165H246ZM254 166H255V165H254ZM257 166H258V165H257ZM75 167H76V166H75ZM78 167H79V166H78ZM121 167H122V166H121ZM139 167H140V166H139ZM155 167H156V168H155ZM155 167H154V168H155L156 170H158L156 165H155ZM167 167H168V165H167ZM182 167H185V166L182 165ZM188 167H192V166H188ZM206 167H207V166H206ZM206 167H204V168H206ZM212 167L215 169L216 166H215V167L212 166ZM212 167H209V168H212ZM222 167L225 168L224 166H222ZM234 167H235V166H234ZM258 167L260 168V166H258ZM79 168H82V167H79ZM91 168H92V167H91ZM94 168H95V167H94ZM123 168H124V167H123ZM126 168H127V167H126ZM129 168H130V167H129ZM129 168H128V169H129ZM147 168H152V166H151V167H146V168H145V167H144V168L142 167L143 170H144V169L146 170ZM154 168H153V169H154ZM178 168H179V167H178ZM178 168H176V169L178 170ZM194 168H195V167H194ZM199 168L201 169L202 167H199ZM213 168H212V169H213ZM216 168H217V167H216ZM228 168H230V167L228 166ZM228 168H227V169H228ZM237 168H238V166H237ZM83 169H84V168H83ZM89 169H90V168H89ZM105 169H106V168H105ZM113 169H114V167H113ZM113 169H112L111 171H114V170H117V169H118V171H119V168H117V167H116V169H114V170H113ZM136 169H137V168H136ZM136 169H135V170H136ZM153 169H152V170H153ZM173 169H174V168H173ZM179 169H181V168H179ZM182 169H183V168H182ZM184 169H187V167L184 168ZM207 169H208V168H207ZM212 169H209V170H212ZM218 169H219V168H217V170H218ZM230 169L232 170V168H230ZM233 169H234V168H233ZM253 169H254V168H253ZM256 169H257V168H256ZM256 169H255V171H259V170H256ZM129 170H130V169H129ZM135 170H134V171H135ZM137 170H138V169H137ZM143 170H142V172H143ZM145 170H144V171H145ZM191 170H192V169H191ZM194 170H195V169H194ZM197 170H199V169L197 168ZM209 170H208V171H209ZM215 170H216V169H215ZM215 170H212V171L216 172L217 170H216V171H215ZM219 170H220V169H219ZM219 170H218V172H220L222 169H221L220 171H219ZM238 170H239V169H238ZM260 170H262V169H260ZM90 171H91V170H90ZM94 171H96V169H95ZM106 171H107V170H106ZM120 171H121V170H120ZM125 171L127 172V169H126V170H125V169L123 170L122 175H121V173H118L119 175L122 176L121 179L123 178V181H124V182L121 181L120 183H123V185H124V183H125V188H126V189L124 188V192H127L128 194H130L131 197H133V194H134V195H137V196H134V197H138V196H139L140 199H138V200L142 201V200H143V195H144V197H146V196H145V192H146L147 190H146V188H145V192H144V187H145V186L142 187V185H141V187L139 186L140 188H138V186H137V187H134L133 184H134L135 182H132V180L135 179V175H134V178L132 179L134 173L132 174L131 171L128 172V173H131V175H132V177H131V175L129 176V174L126 173ZM134 171H133V172H134ZM165 171H167V170H165ZM171 171H172V170H171ZM181 171L184 172V170H180V172H181ZM188 171H189V170H188ZM200 171H202V170H199L198 172H200ZM203 171H204V169H203ZM223 171H226V169L223 170ZM223 171H222V172H223ZM234 171H235V170H234ZM263 171H264V170H262V172H263ZM78 172H79V171H78ZM81 172H83V171H81ZM87 172H88V171H87ZM104 172H105V171H104ZM109 172H110V171H109ZM145 172H146V171H145ZM150 172L152 173V172H154V171H150ZM150 172L148 171V173H150ZM159 172H160V171H159ZM159 172H158V174L161 175ZM167 172H168V171H167ZM198 172H197V174H198ZM226 172H227V174H228V171H226ZM231 172H233V171H231ZM231 172H229V173H231ZM235 172H236V171H235ZM239 172H240V171H239ZM239 172H238V173H239ZM246 172H247V171H246ZM246 172H245V173H246ZM262 172L260 171V173H262ZM79 173H80V172H79ZM94 173H95V172H94ZM94 173H92V175H93ZM97 173H98V172H97ZM156 173H157V172H156ZM161 173H162V172H161ZM172 173H173V172H172ZM192 173H193V172H192ZM195 173H196V172H195ZM207 173H208V172H207ZM207 173H206V174H207ZM212 173H213V172H212ZM224 173H225V172H224ZM242 173H243V172H242ZM242 173H241V174H242ZM248 173H249V170H248ZM252 173H253V172H252ZM254 173H255V172H254ZM256 173H257V172H256ZM263 173H264V172H263ZM80 174H81V173H80ZM80 174H79V176L76 175L77 177L74 176V175H71V174H70L71 176H69V177H64V178H66V179H64V180L62 181V187H61V189H60V190H61V201H60L59 205H57V206H58V207H57V210H55V211H53V212L51 211L52 213L49 211L50 214L45 215V216H43L44 214L41 215V218H40L41 220H39V221H38V220H37V221L34 220L35 222H37V225H38V226H37V225H36V226H37L38 228H39V227L41 228L42 226H43L42 228H43V229L45 228V230H46V228H47V229H48V230H46V233H47V231L52 230V229H55V227L57 226L58 223H59V224H60V223L63 224L64 221H68V220H73L74 222H75V221H83V222H84V221H88V220H91V221L93 220V221H94L95 218L93 219L94 216H93V217L91 216V210H90V208L88 209V206H89V205L86 207V205L84 204V206H83V202H85L86 204L88 203V202H86V201H88L87 199H89V196H91V194L96 190V189L94 190V187H95V186H98V184L96 185V181H95V179H94V176H95V175H94V176L90 175L91 172L88 173L87 175H84L83 173H82V175H80ZM101 174H103V172H102ZM116 174H117V173H116ZM138 174H139V173H138ZM146 174H147V173H146ZM154 174H155V173H154ZM163 174H164V173H163ZM165 174H166V173H165ZM170 174H171V173H170ZM173 174H175V173H173ZM180 174H181V173H180ZM180 174H179V175H180ZM184 174H185V172H184ZM184 174H183V175H184ZM188 174H189V172H188ZM188 174H187V175H188ZM190 174H191V173H190ZM190 174H189V175H190ZM210 174H211V171H210ZM214 174H215V176L217 175V173H213L212 176H214ZM239 174H240V173H239ZM98 175H99V174H98ZM112 175H113V174H112ZM140 175H141V174H140ZM147 175H150V174H147ZM152 175H153V174H152ZM219 175H222V174L219 173ZM230 175H231V174H230ZM235 175H236V174H235ZM252 175L254 176L255 174H252ZM100 176H101V175H100ZM108 176H109V175H108ZM144 176H145V174H144ZM144 176H143V179H144ZM161 176H162V175H161ZM163 176H164V175H163ZM170 176H172V175H170ZM170 176H169V177H170ZM174 176H175V175H173V177H174ZM202 176H203V175H202ZM204 176H205V174H204ZM207 176H208V174H207ZM217 176H218V175H217ZM224 176H225V175H224ZM227 176L229 177V175H227ZM227 176H226V177H227ZM232 176H234V175H232ZM242 176H243V175H242ZM95 177H96V176H95ZM102 177H103V176H102ZM113 177H114V176H113ZM148 177H150V176H148ZM164 177L166 178V175H165ZM180 177H181V175H180ZM187 177H188V176H187ZM198 177H199V176H198ZM208 177H209V176H208ZM228 177H227V178H228ZM261 177H262V176H261ZM261 177H260L259 179H262ZM114 178H115V177H114ZM117 178H120V177H117ZM139 178H140V177H139ZM141 178H142V177H141ZM141 178H140V179H141ZM156 178H157V177H156ZM158 178H159V176H158ZM171 178H172V177H171ZM182 178H184V177H182ZM188 178H189V177H188ZM191 178H193V177L191 176ZM200 178H201V176H200ZM214 178H215V177H214ZM214 178H213V179H214ZM218 178H220V177L218 176ZM244 178H245V177H244ZM103 179H104V178H103ZM109 179H110V177H109ZM149 179H150V178H149ZM151 179H152V178H151ZM153 179H154V178H153ZM153 179H152V181H153ZM169 179H170V178H169ZM211 179H212V177H211ZM220 179H221V178H220ZM220 179H219V180H220ZM224 179H225V178H224ZM110 180H112V179H110ZM144 180H145V179H144ZM147 180H148V179H147ZM157 180H158V179H157ZM161 180H162V178H161ZM174 180H175V179H174ZM176 180H177V179H176ZM180 180H181V179H180ZM192 180L194 181V178H193ZM204 180H205V179H204ZM206 180H207V178H206ZM208 180H209V179H208ZM208 180H207V181H208ZM216 180H217L216 182H219L218 179H216ZM229 180H232V179H230V177H229ZM229 180H228V181H229ZM233 180H234V179H233ZM236 180H238V179H236ZM257 180H258V179H257ZM113 181H114V180H113ZM113 181H112V182H113ZM145 181H146V180H145ZM149 181H150V180H149ZM155 181H156V180H155ZM163 181H164V180H163ZM165 181H167V180H165ZM199 181H200V180H199ZM234 181H235V180H234ZM234 181H233V183H234ZM252 181H253V180H252ZM260 181H261V180H260ZM104 182H105V181H104ZM112 182L108 180V183L106 182V183H107V187H108L109 184L112 183ZM131 182H132V184H131ZM141 182H142V181H141ZM156 182H157V181H156ZM156 182H155L154 185L157 184V187H156V188H158V187H159V186H158L159 183H156ZM158 182H159V181H158ZM172 182H173V180H172ZM179 182H180V181H179ZM195 182H196V181H195ZM195 182H194V183H195ZM202 182H203V181H202ZM209 182H210V180H209ZM214 182H215V181H214ZM226 182H227V181H226ZM239 182H241V181H239ZM242 182H243V181H242ZM248 182H249V181H248ZM263 182H264V181H263ZM99 183H100V182H99ZM114 183H115V182H114ZM144 183H145V182H144ZM148 183H149V182H148ZM160 183H161V181H160ZM166 183H167V182H166ZM194 183H193V184H194ZM205 183H207V182L205 181ZM219 183H220V182H219ZM221 183H222V182H221ZM228 183H229V182H228ZM236 183H237V182H236ZM246 183H247V182H246ZM257 183H258V181H257ZM261 183H262V182H261ZM112 184H113V183H112ZM112 184H110L111 187H113ZM139 184H141V183H138V184H137V181H136V185H139ZM149 184H150V183H149ZM151 184H152V183H151ZM162 184H163V183H161V185H162ZM164 184H165V183H164ZM171 184H172V183H171ZM200 184H201V183H200ZM202 184H204V183H202ZM207 184H208V183H207ZM209 184H210V183H209ZM258 184H259V183H258ZM258 184H254V188L256 187L255 185H258ZM99 185H100V184H99ZM113 185H114V184H113ZM165 185H166V184H165ZM172 185H173V184H172ZM212 185H213V184H212ZM215 185H216V184H215ZM234 185H235V183H234ZM247 185H248V184H247ZM58 186H59V185H58ZM100 186H102V184H101ZM146 186H147V185H146ZM148 186H149V185H148ZM152 186H153V184H152ZM166 186L168 187V184H167ZM191 186H193V185H191ZM201 186H202V185H201ZM216 186H217V185H216ZM224 186H225V185H224ZM231 186H233V185H231ZM237 186H238V185H235V187H237ZM241 186H242V185H241ZM243 186H244V185H243ZM243 186H242V187H243ZM114 187H115V185H114ZM114 187H113V189H114ZM154 187H155V186H154ZM162 187H163V186H162ZM169 187H170V186H169ZM182 187H183V185H182ZM194 187H195V186H194ZM199 187H200V186H199ZM204 187H205V185H204ZM222 187H223V185H222ZM235 187H234V188H235ZM246 187H247V186H246ZM246 187H245V190H246ZM248 187H250V185H248ZM261 187H262V186H261ZM99 188H100V187H99ZM159 188H160V187H159ZM159 188H158V190H159ZM165 188H166V187H165ZM252 188H253V186L251 187V189H252ZM254 188H253L252 192H254V190H255ZM101 189H102V188H101ZM106 189H107V188H106ZM109 189H110V187H109ZM113 189H112V190H113ZM147 189H150V187L147 188ZM160 189H161V188H160ZM162 189H163V188H162ZM162 189H161V190H162ZM166 189H168V188H166ZM171 189H172V188H171ZM171 189H170V191L172 192ZM193 189H194V188H193ZM203 189H204V188H203ZM209 189H210V188H209ZM216 189H219V187L216 188ZM224 189H225V188H224ZM224 189L222 188V190H224ZM226 189H227V187H226ZM229 189H230V188H229ZM229 189H228V191H229ZM231 189H232V188H231ZM237 189H238V187H237ZM240 189H241V191H240V190H238V191L236 190L237 193H238L239 191L242 192V190L244 191V189H242V188H240ZM251 189H249V190H251ZM258 189H259V188H258ZM103 190H104V188H103ZM112 190H111V191H112ZM114 190L116 191V189H114ZM152 190H153V189H152ZM163 190H165V189H163ZM163 190H162V191H163ZM191 190H192V189H191ZM197 190H199V189H197ZM212 190H213V189H212ZM247 190H248V189H247ZM249 190H248V191H249ZM259 190H260V189H259ZM262 190H263V189H262ZM262 190H261V191H262ZM98 191H100V190L98 189ZM101 191H102V190H101ZM101 191H100V192H101ZM153 191H155V189H154ZM195 191H196V190H195ZM206 191H207V190H206ZM233 191H234V190H233ZM233 191L231 190L230 192H233ZM263 191H264V190H263ZM95 192H96V191H95ZM112 192H114V191H112ZM116 192H117V191H116ZM147 192H148V191H147ZM150 192H151V191H150ZM155 192H156V191H155ZM158 192H159V191H158ZM193 192H194V191H193ZM204 192H205V191H204ZM223 192H224V191H223ZM244 192H245V191H244ZM246 192H247V191H246ZM59 193H60V192H59ZM98 193H99V192H98ZM105 193H107V192H105ZM143 193H144V194H143ZM153 193H154V192H153ZM160 193H161V192H159V195H160ZM172 193H173V192H172ZM196 193H197V192H196ZM206 193H207V192H206ZM216 193H217V191H216ZM247 193H249V192H247ZM255 193H256V192H255ZM261 193H262V192H261ZM96 194H97V192H96ZM120 194H121V193H120ZM146 194H147V193H146ZM150 194H152V192H151ZM164 194H165V193L163 192L162 195H164ZM230 194H231V193H230ZM232 194H233V193H232ZM234 194H235V193H234ZM234 194H233L232 196H234ZM250 194H251V193H249V195H250ZM263 194H264V193H263ZM97 195H98V194H97ZM100 195H102V193H100ZM105 195H107V194H105ZM112 195H113V194H112ZM121 195H122V194H121ZM126 195H127V194H126ZM155 195H156V194H155ZM159 195H157V196L159 197ZM172 195H173V194H172ZM174 195H175V193H174ZM200 195H202V194H200ZM217 195H218V193H217ZM217 195H216V196H217ZM235 195H237V194H235ZM242 195L244 196V194H242ZM247 195H248V194H247ZM247 195H246V197H247ZM93 196H94V195H93ZM147 196H148V194H147ZM205 196H206V195H205ZM218 196H219V195H218ZM220 196H221V194H220ZM225 196H226V195H225ZM225 196H224V197H225ZM227 196H228V193H227ZM243 196H241V197H243ZM256 196L258 197V196H261V195H260V193H259V194L256 195ZM256 196H255V197H256ZM262 196H263V195H262ZM134 197H133V198H134ZM139 197H138V198H139ZM162 197H163V196H162ZM171 197H172V196H171ZM177 197H178V196H177ZM185 197H186V196H185ZM234 197H235V196H234ZM246 197H245V198H246ZM249 197H250V196H249ZM90 198H91V197H90ZM113 198H114V197H113ZM125 198H127V197H125ZM133 198H132V199H133ZM146 198H147V197H146ZM148 198H149V197H148ZM151 198H152V197H151ZM156 198H157V197H156ZM207 198H208V197H207ZM217 198H218V197H216V199H217ZM247 198H248V197H247ZM260 198H261V197H260ZM114 199H115V198H114ZM120 199H121V198H120ZM130 199H131V198H130ZM144 199H145V198H144ZM152 199L154 200V198H152ZM184 199H185V198H184ZM216 199H215V200H216ZM218 199H219V198H218ZM251 199H252V198H251ZM257 199H258V198H257ZM261 199L264 200V198H261ZM84 200H85V201H84ZM108 200H109V199H108ZM112 200H113V199H112ZM124 200H125V199H124ZM146 200H147V199H146ZM157 200H158V199H157ZM198 200H199V199H198ZM207 200H208V199H207ZM223 200H224V199H223ZM227 200H228V199H227ZM249 200H250V199H249ZM109 201L111 202V199H110ZM113 201H115V200H113ZM119 201L121 202V200H119ZM127 201H128V200H127ZM131 201H132V200H131ZM135 201H137V199H133V202H135ZM140 201H139V202H140ZM154 201H155V200H154ZM166 201H167V200H166ZM171 201H172V200H171ZM212 201H213V200H212ZM254 201H255V200H254ZM254 201H253V202H254ZM257 201H258V200H257ZM260 201H261V200H260ZM139 202H138V203H139ZM175 202H176V201H175ZM175 202H174V203H175ZM224 202H225V201H224ZM248 202H249V201H248ZM136 203H137V202H136ZM141 203H142V202H141ZM148 203H149V202H148ZM198 203H199V202H198ZM250 203H251V202H250ZM250 203H249V204H250ZM259 203H260V202H259ZM139 204H140V203H139ZM144 204H145V203H144ZM144 204H143V205H144ZM212 204H213V203H211V205H212ZM249 204H248V205H249ZM256 204H257V203H256ZM256 204H255V205H256ZM126 205H127V204H126ZM134 205H135V204H134ZM143 205H142V206H143ZM145 205H146V204H145ZM198 205H199V204H198ZM213 205H214V204H213ZM219 205H220V204H219ZM251 205H252V204H251ZM109 206H110V205H109ZM117 206H118V205H117ZM121 206H122V205H121ZM139 206H140V205H139ZM148 206H149V205H148ZM214 206H215V205H214ZM230 206H231V205H230ZM240 206H241V204H240ZM253 206H254V205H253ZM253 206H251V207H253ZM89 207H90V206H89ZM111 207H112V205H111ZM114 207H116V205H115ZM114 207L112 208V210H114ZM118 207H119V206H118ZM127 207H128V206H127ZM133 207H134V206H133ZM174 207H175V206H174ZM227 207H228V206H227ZM231 207H232V206H231ZM263 207H264V205H263ZM123 208H124V207H123ZM134 208H136V206H135ZM137 208H138V207H137ZM142 208H144V207H142ZM260 208H261V207H260ZM50 209H51V208H50ZM55 209H56V208H55ZM96 209H97V208H96ZM98 209H99V208H98ZM104 209H105V208H104ZM126 209H127V208H126ZM132 209H133V208H132ZM132 209H130V210L132 211ZM140 209H141V208H140ZM148 209H149V208H148ZM261 209H263V208H261ZM261 209H260V210H261ZM43 210H44V209H43ZM52 210H53V209H52ZM100 210H101V209H99V211H100ZM106 210H107V206H106ZM108 210H110V209H108ZM118 210H119V209H118ZM127 210H128V209H127ZM215 210H216V209H215ZM224 210H225V209H224ZM240 210H241V209H240ZM94 211H95V210H94ZM110 211H111V210H110ZM114 211H115V210H114ZM120 211H121V210H120ZM144 211H145V210H144ZM238 211H239V210H238ZM243 211H244V209H243ZM257 211H258V210H257ZM262 211H263V210H262ZM42 212H44V211H42ZM45 212H46V211H45ZM97 212H98V211H97ZM103 212H104V211H103ZM112 212H113V211H112ZM118 212H119V211H118ZM133 212H134V211H133ZM136 212H137V211H136ZM140 212H141V211H140ZM231 212H232V211H231ZM246 212H247V211H246ZM39 213H40V212H39ZM92 213H93V212H92ZM95 213H96V212H95ZM98 213H99V212H98ZM100 213H101V211H100ZM104 213H105V212H104ZM108 213H109V212H108ZM120 213H121V212H120ZM128 213H129V212H128ZM142 213H144V212L142 211ZM260 213H261V212H260ZM93 214H94V213H93ZM110 214H112V213H110ZM126 214H127V213H126ZM133 214H134V213H133ZM133 214H132V215H133ZM146 214H147V213H146ZM220 214H221V213H220ZM38 215H39V214H38ZM98 215H99V214H98ZM105 215H106V213H105ZM129 215H130V213H129ZM134 215H135V214H134ZM221 215H222V214H221ZM236 215H237V214H236ZM103 216H104V214H103ZM103 216H102V217H103ZM107 216H108V215H107ZM210 216H211V215H210ZM223 216H224V215H223ZM226 216H227V215H226ZM262 216H263V215H262ZM91 217H92V219H91ZM95 217H96V216H95ZM102 217H101V218H102ZM98 218H100V217H98ZM105 218H106V217H105ZM105 218H103V220H104ZM131 218H132V216H131ZM136 218H137V217H136ZM138 218H139V217H138ZM211 218H212V217H211ZM220 218H221V217H220ZM106 219H108V217H107ZM209 219H210V218H209ZM263 219H264V218H263ZM100 220H101V219H100ZM127 220H128V219H127ZM132 220H133V219H132ZM229 220H230V219H229ZM233 220H234V219H233ZM95 221H96V220H95ZM110 221H111V219H110ZM129 221H131V220H129ZM129 221H128V222H129ZM226 221H227V220H226ZM31 222H32V221H31ZM35 222H34V223H35ZM88 222H89V221H88ZM101 222H102V221H100V223H101ZM106 222H107V221H106ZM234 222H235V221H234ZM248 222H249V221H248ZM70 223H71V222H70ZM72 223H73V222H72ZM78 223H79V222H78ZM80 223H81V222H80ZM108 223H109V222H108ZM130 223H131V222H130ZM219 223H220V221H219ZM227 223H228V222H227ZM229 223H230V222H229ZM29 224H30V223H29ZM61 224H60V225H61ZM65 224H66V223H65ZM74 224H75V223H74ZM83 224H84V223H83ZM90 224H91V223H90ZM94 224H95V223H94ZM123 224H124V223H123ZM125 224H126V223H125ZM221 224H222V223H221ZM221 224H220V225H221ZM230 224H231V223H230ZM230 224H229V225H230ZM241 224H242V223H241ZM102 225H103V224H101V226H102ZM107 225H108V224H107ZM114 225H115V224H114ZM222 225H223V224H222ZM232 225H233V224H232ZM251 225H252V224H251ZM119 226H120V225H119ZM213 226H214V225H213ZM223 226H224V225H223ZM31 227H32V226H31ZM37 227H35V228H37ZM97 227H98V226H97ZM110 227H111V226H110ZM225 227H226V226H225ZM229 227H230V226H229ZM231 227H232V226H231ZM18 228H19V227H18ZM105 228H106V227H105ZM215 228H216V227H215ZM215 228H214V229H215ZM218 228H219V227H218ZM226 228H227V227H226ZM226 228H225V229H226ZM232 228H233V227H232ZM232 228H231V229H232ZM249 228H250V227H249ZM9 229H10V228H9ZM15 229H17V228H15ZM20 229L22 230V228H20ZM20 229H19V230H20ZM32 229H33V228H32ZM57 229H59L58 226H57ZM57 229H56V230H57ZM106 229H107V228H106ZM106 229H105V230H106ZM216 229H217V228H216ZM221 229H222V228H221ZM223 229H224V228H223ZM256 229H257V228H256ZM256 229H255V230H256ZM21 230H20V231H21ZM39 230H40V229H39ZM107 230H108V229H107ZM217 230H218V229H217ZM227 230H228V229H227ZM261 230H262V229H261ZM9 231H11V230H9ZM9 231H7V232L9 233ZM52 231H53V230H52ZM57 231H58V230H57ZM221 231H222V230H221ZM253 231H254V230H253ZM18 232H19V231H18ZM49 232H51V231H49ZM53 232H54V231H53ZM227 232H228V231H227ZM230 232H231V231H230ZM250 232H252V230H251ZM262 232H263V231H262ZM3 233H4V232H3ZM10 233H11V232H10ZM14 233H16V232H14ZM21 233H22V232H21ZM23 233H24V231H23ZM181 233H184V232H181ZM209 233H210V232H209ZM216 233H217V232H216ZM220 233H221V232H220ZM223 233H224V232H223ZM246 233H247V232H246ZM4 234H5V233H4ZM4 234H3V235H4ZM50 234L52 235V233H50ZM55 234H56V233H55ZM187 234H188V233H187ZM214 234H215V233H214ZM239 234H240V233H239ZM239 234H237V235H239ZM242 234H243V233H242ZM5 235H6V234H5ZM53 235H54V234H53ZM179 235H180V234H179ZM181 235H182V234H181ZM234 235H235V234H234ZM251 235H252V234H251ZM15 236H16V235H15ZM182 236H183V235H182ZM210 236H211V235H210ZM226 236H227V235H226ZM249 236H250V235H249ZM258 236H260V235H258ZM261 236H262V235H261ZM187 237H188V236H187ZM231 237H232V236H231ZM243 237H244V236H243ZM23 238H24V237H23ZM75 238H76V237H75ZM122 238H123V237H122ZM124 238H125V237H124ZM124 238H123V239H124ZM172 238H173V236H172ZM172 238H171V239H172ZM177 238H179V237H177ZM185 238H186V237H185ZM191 238H192V237H191ZM191 238H190V239H191ZM215 238H217V237L215 236ZM228 238H230V237H227V239H228ZM245 238H246V235H245ZM175 239H176V237H175ZM188 239H189V237H188ZM213 239H214V237L211 238V240H213ZM219 239H220V238H219ZM223 239H224V238H222V240H223ZM225 239H226V238H225ZM227 239L225 240L226 242L228 241ZM231 239H235V242H236V238H235V237H233V238H231ZM6 240H7V239H6ZM112 240H113V239H112ZM112 240H110V241H112ZM116 240H117V239H116ZM121 240H122V239H119V241H121ZM124 240H125V239H124ZM181 240H182V239H181ZM181 240H180V241H181ZM217 240H218V239H217ZM217 240H216V241H217ZM245 240H246V239H245ZM77 241H78V240H77ZM114 241H115V239H114ZM170 241H173V240H170ZM183 241H184V239H183ZM216 241H215V242H216ZM92 242H93V241H92ZM100 242H101V240H100ZM100 242H99V243H100ZM106 242H107V241H106ZM192 242H194V241H192ZM219 242L222 243L221 240H220ZM219 242H218V243H219ZM232 242H234V241H232ZM238 242H239V240H238ZM102 243H103V242H102ZM102 243H100V244H102ZM111 243H112V242H111ZM113 243H114V242H113ZM113 243H112V244H113ZM117 243H118V242H117ZM168 243H169V241H168ZM170 243H171V242H170ZM173 243H176V242L174 241ZM180 243L182 244V242H180ZM180 243H179L178 245L181 246ZM183 243H184V245H185V242H183ZM187 243H188V242H187ZM224 243H225V242H224ZM96 244H98V242H97ZM96 244H95V245H96ZM107 244H109V242H107L105 245H107ZM176 244H177V243H176ZM208 244H209V242H208ZM227 244H228V243H227ZM237 244H238V243H237ZM242 244H243V242H242ZM78 245H79V244H78ZM103 245H104V243H103ZM113 245H115V244H113ZM170 245H171V244H170ZM172 245H173V244H172ZM178 245H177V246H178ZM186 245H187V244H186ZM188 245H189V244H188ZM193 245H194V244H193ZM211 245H212V244H211ZM216 245H218V244H216ZM97 246H98V245H97ZM116 246H117V245H116ZM138 246H139V244H138ZM140 246H141V245H140ZM167 246H168V245H167ZM182 246H183V244H182ZM209 246H210V245H209ZM219 246H220V245H219ZM222 246H223V245H222ZM225 246H226V244H225ZM229 246H231V245H229ZM238 246H239V245H238ZM98 247H99V246H98ZM110 247H111V246H110ZM117 247H118V246H117ZM136 247H137V246H136ZM185 247H186V246H185ZM210 247H212V246H210ZM226 247H227V246H226ZM232 247H233V246H232ZM113 248H115V247H113ZM133 248H135V247H133ZM166 248H167V247H166ZM168 248H169V247H168ZM181 248H182V247H181ZM181 248H180V251H181ZM188 248H189V247H187V249H188ZM237 248H239V247H237ZM244 248H245V247H244ZM263 248H264V247H263ZM84 249H85V247H84ZM97 249H98V248H97ZM101 249H102V248H101ZM106 249H107V248H105V250H106ZM117 249H118V248H117ZM117 249H116V250H117ZM144 249H145V248H144ZM169 249H170V248H169ZM174 249H175V248H174ZM183 249H186V248H183ZM187 249H186V250H187ZM213 249H214V248H213ZM213 249H212V250H213ZM215 249H216V247H215ZM221 249H222V248H221ZM229 249H231V248H229ZM2 250H3V249H2ZM4 250H5V249H4ZM92 250H93V249H92ZM105 250H104V251H105ZM132 250H133V249H132ZM138 250H139V247L137 248V251H138ZM142 250H143V249H142ZM219 250H220V247H219ZM226 250H228V249H226ZM239 250H240V249H239ZM241 250H243V249H241ZM241 250H240V251H241ZM111 251H112V249H111ZM122 251H123V250H122ZM122 251H120V252L122 253ZM125 251H127V249H126ZM140 251H141V250H140ZM144 251H145V250H144ZM146 251H147V249H146ZM149 251H150V250H149ZM172 251H173V250H172ZM178 251H179V250H178ZM192 251H193V250H192ZM216 251H217V250H216ZM234 251H235V250H234ZM46 252H48V251H46ZM55 252H56V251H55ZM90 252H91V251H90ZM90 252H89V253H90ZM93 252H95V250H94ZM96 252H97V250H96ZM96 252H95V253H96ZM99 252H100V250H99ZM101 252H102V251H101ZM101 252H100V254L103 253V252H102V253H101ZM107 252H108V251H107ZM120 252H118V254H120ZM133 252H134V251H133ZM133 252L127 251L126 253H124V251H123V253H124L123 255H127V256L129 255V256H131V257H132V256H133V257H136V259L134 258L133 261H136L137 259H138L139 261L143 260V259L141 258V256H140L141 254L138 255V254H134ZM135 252H136V250H135ZM138 252H139V251H138ZM154 252H155V251H154ZM183 252H184V251H183ZM189 252H190V251H189ZM213 252H214V251H213ZM218 252H221V251H218ZM223 252H226L225 249L223 250ZM223 252H222V253H223ZM0 253H1V252H0ZM39 253H40V252H39ZM43 253H44V252H43ZM104 253H105V252H104ZM136 253H137V252H136ZM140 253H141V252H140ZM155 253H156V252H155ZM157 253H158V252H157ZM170 253H171V256H173V255H172V252H170ZM195 253H196V252H195ZM243 253H245V252H243ZM261 253H262V251H261ZM52 254H53V252H52ZM54 254H55V253H54ZM59 254H60V253H59ZM98 254H99V253H98ZM113 254L115 255V253H113ZM113 254H111V255H113ZM144 254H146V253L144 252ZM149 254H150V253H149ZM151 254H152V253H151ZM151 254H150V255H151ZM153 254H154V253H153ZM168 254H169V253H168ZM179 254L181 255V253H179ZM184 254H185V253H183V256H186V254H185V255H184ZM190 254H191V253H190ZM190 254H188V255H190ZM200 254H201V253H200ZM200 254H199V255H200ZM225 254H226V253H225ZM228 254H229V253H228ZM231 254H232V253H231ZM236 254H237V253H236ZM39 255H40V254H39ZM46 255H47V254H46ZM46 255H45V256H46ZM92 255H93V253H92ZM95 255H96V254H95ZM114 255H113V256H114ZM169 255H170V254H169ZM174 255H175V254H174ZM199 255H198V256H199ZM202 255H203V254H202ZM213 255H215V254H213ZM217 255H219V254L217 253ZM253 255H254V254H253ZM262 255H263V254H262ZM48 256H49V255H48ZM54 256H55V255H54ZM117 256H119V255H117ZM121 256H122V255H121ZM129 256H128V257H129ZM146 256H148V254H147ZM158 256H159V255H158ZM167 256H168V255H167ZM198 256H197V258H198ZM215 256H216V255H215ZM220 256H221V255H220ZM250 256H251V255H250ZM46 257H47V256H46ZM51 257H52V255H51ZM60 257H61V255H60ZM65 257H66V255H65ZM65 257H63V258L65 259ZM111 257H112V256H111ZM125 257H126V256H125ZM131 257H129L128 259H130ZM133 257L130 259V261L133 259ZM154 257H156V256H154ZM164 257H165V256H164ZM169 257H170V256H169ZM173 257H174V256H173ZM179 257H180V256H179ZM187 257H188V256L184 257L185 260H186ZM190 257H191V256H190ZM199 257H200V256H199ZM201 257H202V256H201ZM239 257H240V256H239ZM244 257H245V256H244ZM35 258H36V257H35ZM35 258H34V259H35ZM49 258H50V257H49ZM49 258H48V262L51 261V259H50V261H49ZM57 258H58V257H57ZM67 258H69V257H67ZM108 258H109V257H108ZM116 258H117V257H116ZM156 258H157V257H156ZM159 258H160V256H159ZM175 258H176V255H175ZM223 258H224V257H223ZM241 258H242V257H241ZM250 258H251V257H250ZM38 259H41V257L38 258ZM52 259H54V258H52ZM58 259H59V258H58ZM112 259H113V258H112ZM112 259H110V260L113 261ZM114 259H115V257H114ZM128 259H127V260H128ZM162 259H163V258H162ZM162 259H160V260H162ZM179 259H180V258H179ZM188 259H189V258H188ZM246 259H247V258H246ZM251 259H252V258H251ZM107 260H108V259L106 258V261H107ZM144 260H146V258H145ZM182 260H183V258H182ZM190 260H191V258H190ZM193 260H194V259H193ZM195 260H196V259H195ZM197 260H198V259H197ZM244 260H245V259H244ZM244 260H243V261H244ZM38 261H40V260H38ZM38 261H36V262H38ZM52 261H54V260H52ZM59 261H60V260H59ZM68 261H69V260H68ZM115 261H116V259H115ZM121 261H122V259H121ZM149 261H150V260H149ZM165 261H167V260H165ZM183 261H184V260H183ZM236 261H238V260H236ZM103 262H105V261H103ZM113 262H114V261H113ZM146 262L148 263V261H146ZM146 262H145V263H146ZM161 262H162V261H161ZM181 262H182V261H181ZM186 262H187V260L185 261V263H186ZM197 262H198V261H197ZM229 262H230V261H229ZM246 262H247V260H246ZM31 263H32V262H31ZM39 263H40V262H39ZM55 263H56V262H55ZM106 263H107V262H106ZM106 263H105V264H106ZM118 263H120V262L118 261ZM118 263H117V264H118ZM122 263H123V262H122ZM126 263H127V262H126ZM137 263H139V262H137ZM141 263H142V262H141ZM149 263H150V262H149ZM170 263H171V262H170ZM189 263H191V262L188 261V263H186V264H189ZM203 263H204V262H203ZM238 263H239V262H238ZM240 263H241V262H240ZM35 264H36V263H35ZM37 264H38V263H37ZM49 264H50V263H49ZM108 264H113V263L110 262V263H108ZM139 264H140V263H139ZM142 264H143V263H142ZM181 264H183V262H182ZM191 264H193V261H192ZM197 264H198V263H197ZM201 264H202V262H201ZM236 264H237V263H236ZM242 264H243V263H242ZM246 264H247V263H246Z\"/></svg>",
  "mask_w": 264,
  "mask_h": 264
}]
</instances>
